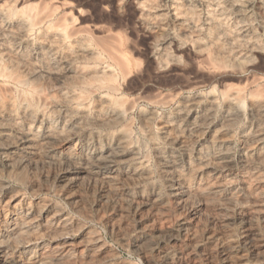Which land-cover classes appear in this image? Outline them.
I'll return each mask as SVG.
<instances>
[{"label": "rangeland", "instance_id": "rangeland-1", "mask_svg": "<svg viewBox=\"0 0 264 264\" xmlns=\"http://www.w3.org/2000/svg\"><path fill=\"white\" fill-rule=\"evenodd\" d=\"M8 1H9V3H8ZM175 1L176 2H172L171 0H163V1H159V2H158V0H154V1L153 0H151V1L150 0H141V1L140 0H18V1L17 0H0V15H1L0 16L1 17L0 18V24H1L0 25L1 26V28H0V51L3 52L4 49H5L6 52H8L10 50L9 54L12 53L11 55L14 58L15 57L16 58L20 57V58H17V61L19 63H17V64L15 63L14 66H12L11 62L10 61L7 62L5 60L6 59L5 56H3V59L4 58L5 59L0 61V69H1L0 72H2L0 74L5 73L6 72L5 69L7 68L6 70L8 71L11 67H12L11 69H13L14 73L16 72L17 74H19V73L20 74H25L26 73V71H25L26 69H25V67H23V64H22V63H24V61H26L25 64L26 63L29 64V65L32 64L34 67H36V65H37L38 68H43V67L47 66V64H49V65L56 64V66L59 64V66L61 67V68L58 67L59 70L60 69H62V70H68L69 69L70 71H73V70L74 71H79V69H80V70H84L85 72H89V73L92 71V75L93 76L90 77V78H92L90 81L92 82V84L93 83L94 84L90 86L89 90H99V91L95 92L88 99V102L89 103L91 102L90 106H92V104L95 103V100L97 99V97H96L97 94H99L100 92H105V90H110L111 92H113V95L115 97L116 96L119 97V95L122 94L125 99H123L121 95H120V97L123 100H125V103H124L123 100L120 99V97L119 98L116 97V99L121 100L123 102L122 103L123 106H127L126 104H130L131 100H133L135 102V107H133L132 110H129L127 113L124 114V118H123V120L121 122L122 125L125 124V126H127L129 128V130L131 129V131H133L132 135L130 134L131 131H129L130 132L129 133L130 136H129V140H128L129 142H128L127 146L124 149V152L125 151L127 152V153H124V156H123L124 158H126V160H121L120 159L119 162L115 161V163L111 167V169L114 168L113 171H111V173H110L111 169H108V168L107 169H99V170H96V172H95L97 176H94V177H93V175L92 176H85V174H83L84 175V177H83V175L80 174L77 177V179H76L73 176H74V174L76 173L77 170L76 169L73 170L71 166L70 167L66 166L67 168L64 166V165H68V164H64L65 163L64 162V160H65L64 156L65 155L63 153H64L65 144L60 142V140L54 139L52 141H49L48 144L47 143L43 144V146L41 147V149L39 151H37V153L34 152V153L30 154L31 157H35L36 160L39 159L40 161L38 160L36 162V167H34L32 170L29 167L27 168V166L23 167L21 169V172H22L21 173L22 174L21 178H19L16 175V172L15 173H12V172L10 173L9 172L10 168H8V167L6 168L5 165H2L0 163V186L1 187L3 186L2 188H0L1 189L0 190L1 191L0 192V198L2 197L0 199V201H2V205L0 204V210L3 211L5 209H7L8 205H9V202L7 201L8 200V195H10L11 193H15V195H16V197H15L16 201L15 202L20 200V202L23 201V202H27L29 204L37 205L35 207V209H37V208L43 209V210L45 209V211L48 212V213L51 211V209H60L62 212H64L69 217L71 223L74 226L73 231H71L69 233V238L72 239L73 242L76 241V243H77L78 241L84 240L82 238H85V236H84L85 232H89L91 234L97 235L98 238L101 240V242L104 244V246L106 248L105 254H103V255L107 257L108 260H106V261H107L108 264H111V262L114 263V264H169L168 262H170V264H237L238 261H239L238 263H240V264H264V219L258 217L256 219H253L254 221L253 220L252 221L242 220L243 219V213L245 211H254L253 209L255 208V205L253 204V200H252L253 198L250 197V195H246V194H249L248 191L251 192V190L254 189L253 191L255 193V197H257L259 200H264L263 199L264 198V192H263L264 191V186H263L264 185V175H262V174H264V162H262V163H260L258 165L259 166L258 170H257L259 172L258 173L257 171H251V170L247 169L246 166H243L241 163H239L238 161H235V159H234L233 162H235V163H230L228 165V167L226 168L225 172L222 173L220 176L216 177L215 179L204 177L201 174L198 175L199 169H197L196 173L190 171L189 172L190 177L191 178L194 177L193 178L194 180L191 179V181H190L191 182L190 186H191L192 195H190L189 202L190 201L191 202L190 203L188 202V204H186L182 209H178V206L174 203L173 197H172V195L170 193V189L176 183V181L170 176V174L167 175V173H165L163 171V166L161 165V163L157 159H155L156 157L154 156L155 154H154V151H153L154 150V146L152 145V142L154 143V141L156 143L155 145L157 146V149L162 150L163 152H164L165 149H166L165 150L166 153H168V151H169V152L174 153V155H177L178 153L180 154V152H181L180 149H179L180 147H178V145L176 146V143L171 142V141H167L165 139L164 140L166 142L164 140H161V138L163 136L162 135L160 137V135L163 134V132L161 131L162 130L161 129L162 121H164V119H166V118L170 119V117L172 119L173 115L175 114V112L178 109L182 111L183 108H185L187 106V103L190 102L189 100H193L195 98L194 96H202V99L206 98L207 95H209V93H208L209 91H211L217 97V102H216V106L214 107V109L212 111V114H211L212 116L210 118L211 120H210V126H209L208 130H210V133H213L215 131L214 128L216 127L215 125L218 124L217 126H220L222 123L223 124H228L227 128L225 129L227 136L230 135V137L228 138V142L229 143L231 142V143L228 146L230 149L229 148L228 149L230 151L229 152L230 155L233 156L232 154L234 153V156L236 157L237 156L236 153L238 154L240 148L243 145V140H242V137H241L242 134H245V133L248 134V133L252 132V130L255 128V125L257 126L258 120L255 117H252L249 114L248 107H246L247 103H246V101H243L239 105L240 112H241L240 117L238 116L236 121L227 123L226 118L224 117L225 116L224 112H221V111H224V108H223L224 104L222 102V96H220V95H222L224 92H226L227 91L226 89L233 90V89L236 88L235 90H239L237 87H239L238 85H240L241 88H243V89L240 88V90H242V91H240V90L239 91L241 93H243V96H245L246 99H248L249 96L252 95V93H253V95L254 94L256 95L257 94V90H258V93H260L259 95L264 96V93L261 94L262 91H264V87H263V82H264V78H263L264 77V65H263L264 64V59L263 58H264V54L259 55L260 58L259 57H255V59L253 60L255 62V66H256V67H254L255 69L254 68H249L248 69V68H245L244 66H242L245 63V61L243 59H241L239 61L226 60V61L222 62L224 64H227V67L224 64L222 65L221 62H219L220 65H219V63H217L219 65V67H217V65H215L216 62L212 63L214 61H212V59L209 58L210 55L206 56V55H208V53L206 54V52H207L206 50L204 52H201V51L197 52V51L194 50L193 47H190V44L187 45V44L184 43V41L188 37L187 33L184 30L185 29V24L187 22H192L193 21L196 24H198V26L200 25L199 27L201 29L203 28L202 32L204 34H206L205 36L206 37H211L214 34L213 32H214V29H215V25H214V23L212 24V22H208V20H207V24H206V20L204 18H207L209 16H213L216 12L208 11V10H206L204 8H201L200 6H198V4H196L197 3L196 1H198V0H190V2H189V3H191L190 5H193V6L195 5L194 7L193 6H189L188 7V9L191 11L190 13H192V14L190 15V13L188 12L189 10L187 9V12L184 11L182 13L183 15L182 14L179 15L177 11H179V13H181L184 9L186 10V8H184V3H183L184 1L183 0H175ZM178 1L180 2L179 4L177 3ZM181 1H183V2H181ZM221 1H222L223 5L220 3ZM247 1L255 3L252 6V11H251L252 15L250 14L248 16V19L250 18L251 20L247 19V21L249 23L246 21L247 22V26L249 25L248 27H250L251 29H255L256 28L254 36L259 40L258 42L261 41V43H264V34H263L264 33V23L261 22V21H264L263 20L264 19V17H263L264 13L262 14V9H260L261 12H259V8L257 7L258 0H247ZM149 2H151V3H149ZM170 2H171V5L173 3L172 8H171V5H170ZM216 2L219 3V5L221 4L224 7L225 2H229V1L228 0H226V1L225 0H217ZM243 2H245V1H242V3ZM181 3H183V5ZM6 4L8 6H10V7L8 8V6ZM151 4L153 6H151ZM147 5H149V7ZM161 5L163 7L162 9H161ZM164 5H165V7H164ZM4 6H5V8H4ZM177 6H178V8L176 9ZM14 7H17L18 9L20 8V10H19L20 12L18 11V9L16 10ZM156 7H157V9L155 10ZM173 7H175V9ZM10 8H12V9H10ZM147 8H149V9H147ZM151 8H153L154 10L151 9ZM22 9H24V10L22 11ZM202 9L205 10V11H203ZM43 10H45V11L43 12ZM180 10H182V11L180 12ZM7 11H9V12H7ZM13 11H14V13H12V15H13L12 16L11 12H13ZM157 11H159V12H157ZM164 11H166V12H164ZM196 11H199V12H196ZM207 11L209 13L211 12L213 14H211V13L209 14V13H207ZM17 12L20 14V16H19V14L15 15V13H17ZM22 12H24V13L22 14ZM25 12H27V14ZM29 12H30V14H29ZM31 12L34 13V14L31 15ZM193 12H196V13H193ZM253 12L256 13V14H254ZM257 12H258V14H257ZM162 13L164 14V16H163ZM168 13H170V14H168ZM175 13H176V15H175ZM187 13H189L188 16H190V17H188V16L185 17L187 15ZM28 14H29V16H27ZM158 14H159V16L162 15L161 17H163V18L159 17ZM194 14H196V18L197 19L195 18ZM207 14H208V16H207ZM9 15H10V17H9ZM33 15L36 18L32 17ZM48 15H49V18H48ZM50 15H52V17H50ZM177 15H179V16H177ZM258 15H259V18H258ZM40 16H42V17H40ZM148 16H150V18ZM205 16H207V17H205ZM252 16H254V17H252ZM27 17H31L30 20L32 22H34L35 24L32 23L30 20H28L29 18L26 19ZM261 17H262V19L260 21ZM41 18H42V20H41ZM55 18H56L57 21L55 20ZM71 18H72V21H68V19L71 20ZM3 19H5V20L3 21ZM155 19L157 21H160V23L155 22L156 21ZM229 19H230V21H229ZM257 19H258V21H256ZM226 20H228V22ZM10 21L11 22L13 21L14 23L13 22L10 23ZM202 21H204V22H202ZM46 22H47V24H46ZM50 22L51 23L54 22L52 25H55V26L51 27V23ZM69 22H70L71 25L67 24ZM224 22H225V26L227 28H230L231 26H232L231 28H233V26L235 25V20L232 17H230V18L227 17V19L225 18ZM21 23H23V24H21ZM37 23H42V25L41 24L37 25ZM64 23H65V25H64ZM262 23H263V25H262ZM8 24L10 25V27H8L9 26ZM58 24L60 26H57ZM97 24L100 25V26H98ZM178 24H179V26H178ZM209 24H210V26H209ZM253 24H255V25H253ZM13 26L15 28H16V26H18V27L15 30V28H13ZM62 27H64V28H62ZM181 27H182V29H181ZM65 28H70V30L67 29V31H66ZM73 28L76 30V31L74 30L76 33L73 32V30H72ZM154 28H155V30H154ZM1 29H2V32H1ZM27 29H31V30H27ZM60 29L65 30L67 32V34H66V32H63ZM6 30H10V31L8 32ZM156 30H159V31H156ZM59 31H60L59 34H61L63 38L60 37L61 35L56 33V32H59ZM17 33L23 34V35H18ZM70 33H71V35L69 36ZM77 33H79V35ZM24 34L25 35L27 34V35L25 36ZM50 34H51V36H50ZM72 34H74V36ZM75 34H76V36H75ZM155 34H157L155 36L156 38L153 37ZM172 34H174L176 36H174ZM210 34H211V36H209ZM8 35L11 36V37H9ZM53 35H55V36H53ZM58 35H59V37H58ZM63 35H65L66 37H64ZM81 35L83 37L85 35L86 38L81 37ZM178 35H179V38L181 37L180 39L178 38ZM257 35L259 37L260 36L261 37L258 38ZM43 36H44V39H40L41 37L43 38ZM184 36L186 38H184ZM49 37H51V38L48 39ZM79 37L81 38V40H80ZM30 38H32V39H30ZM221 38H224V40H225V37L221 36ZM1 39H2V41H1ZM6 39H7V42H6ZM55 39L58 40L59 42L57 41V43H55V45H54V42H56ZM61 39H63V40H61ZM86 39H88V40L85 41ZM120 39H122V41H120ZM176 39H177V41H176ZM10 40L12 42H14V40H15V42L12 44V42ZM29 40H31V42ZM48 40L49 41H54L55 40V41L52 44L51 42L48 43ZM167 40H171V41H167ZM224 40L223 39H219L218 43L222 44L221 41H223V43H224L225 42ZM3 41H5V42H3ZM24 41H25L26 45H25ZM61 41H63V42H61ZM80 41L82 43H80ZM131 41H132V43H131ZM35 42L36 43L39 42V45L36 44ZM68 42H69V44H68ZM120 42H121V46H120ZM157 42H160V44L157 43ZM179 42H181V43H179ZM5 43L8 44V46H10V47H8ZM22 43H24V45ZM28 43H29V45L31 44L32 46L31 45L29 46ZM46 43H48V45ZM85 43H87V45ZM165 43H168V44L170 43V44L167 45ZM2 44L6 45V46H4ZM115 44H116V46H115ZM179 44H180L181 47L179 46ZM11 45H14V47L11 46ZM80 45H81V47H80ZM174 45L177 47V49H176V47ZM18 46H20L22 48H20V47L18 48ZM46 46H48V48ZM62 46L66 47V48H64ZM72 46H73V48H72ZM7 47H8V50L6 49ZM15 47L18 50H16ZM29 47H31V50H30ZM53 47H54V49H53ZM78 47H79V49H78ZM83 47H84L85 50H83ZM100 47H101V49H100ZM25 48H27V50H28L27 53L28 54H26L24 52V51H26ZM50 48L53 49V52L49 51ZM67 48H68V51L66 50ZM117 48L120 50V52H119V50ZM168 48L170 49L171 53L168 52L169 51ZM69 49H70V51H69ZM76 49H78L79 55H77L78 51L75 52ZM163 49H166V50H163ZM38 50L39 51H43L44 53L45 52L47 53V50H48L50 52V54L48 52L47 55L49 54L50 56L48 55L49 56L48 57L44 53L41 54V52H39L40 53L39 54ZM86 50L87 51L89 50V52H87ZM94 50H95V52H94L95 55L92 52ZM162 50L164 52H161ZM176 50H178V51H176ZM31 51H33V52H31ZM113 51H115L116 53L113 52ZM23 52L25 54H23ZM70 52L74 53V54H70ZM80 52H82V53L80 54ZM91 52H92V56H91ZM112 52L115 53V54H113ZM21 53L23 54V56H21L22 55ZM125 53H127V55ZM163 53L165 54V56H163ZM172 53L175 56L179 55V57H177V61H178L177 63H175L176 60H174V61L172 60L171 61V59L168 58V57L172 56L171 55ZM32 54H34V55L36 54L35 55L36 57H34V56L32 57ZM43 54L45 55L44 57H47V58L39 56V55L43 56ZM54 54H55L56 58H54ZM88 54L90 56H88ZM99 54H101L100 55L101 57L104 56L103 58H105L106 60L105 59L102 60L103 58L100 59ZM68 55H69L70 58L71 57L74 58V59H71L72 63H71V61H69ZM115 55H117V57ZM119 55H120V57H119ZM74 56L75 57L77 56V57L75 58ZM81 56H82V58H81ZM107 56H109V58ZM122 56H124L126 59H124V57H122ZM159 56H161V57L163 56V60H166V61H163L162 58H160ZM21 57H22L23 60L21 59ZM28 57H30L32 60L29 59ZM65 57L66 58L68 57V58L66 59ZM97 57H99L98 58V59H100L99 61H98ZM16 58H15V60H16ZM121 58L124 61H122ZM178 58H180V59H178ZM46 59H47L48 63L45 61ZM65 59H66V61H65ZM195 59H197V60L195 61V64H194V60ZM52 60L55 63L52 62ZM57 60L58 61L60 60V61L57 62ZM110 60H112V61L114 60V61L111 62ZM126 60H129L130 63L128 61H126ZM157 60H159V62ZM191 60H192V62H191ZM41 61H42V63H41ZM49 61H51V62L49 63ZM74 61H75V64H74ZM118 61L121 62V63L118 64L119 63ZM134 61H136V62H134ZM261 61H263V63H258V62H261ZM30 62H32V63H30ZM36 62H37V64H36ZM44 62L47 63V64H45ZM103 62H104V64H105V62H106V64L107 63L108 64L107 65L105 64V66H104ZM114 62L117 63V65H119V66H116ZM1 63H2L3 66L1 65ZM89 63L90 64L94 63L95 65L94 64L90 65ZM122 63H123L124 66L122 65ZM158 63H159V65H158ZM163 63L164 64L166 63V65H164ZM191 63H193V64H191ZM197 63L202 64V66L199 65V64L197 66ZM64 64L66 65L65 67L63 66ZM87 64H88V66H87ZM212 64H214V65L211 66ZM32 65L30 66V68L31 67L33 68ZM74 65L76 67H74ZM109 65H111V66H109ZM112 65H113V68H112ZM120 65L122 66L121 67L122 70L119 69ZM106 66H109V67L106 68ZM126 66H128V68ZM152 66H154V67H152ZM199 66H201V67H199ZM203 66H205V67H203ZM210 66L212 67V69H211ZM27 67H28V65H27ZM123 67H125V68L123 69ZM213 67L214 68L216 67L217 69L216 68L213 69ZM73 68H75V69H73ZM104 68H105V70H103ZM109 68H110V71L108 70ZM139 68L141 70H139ZM218 68H220V69H218ZM226 68H227V70H225ZM118 69H119V71H118ZM128 69H130V70H128ZM134 69H136V70H134ZM239 69H240V71H239ZM241 69H243V70H241ZM137 70H138V72H137ZM142 70H144V72ZM187 70L188 71L190 70V71L188 72ZM234 70H237V71H234ZM21 71L22 72L24 71V73H22ZM29 71H31V69ZM95 71H96V73H95ZM105 71H106V73H105ZM121 71H122V73H121ZM183 71H185V72H183ZM100 72L104 73L105 75L100 73ZM107 72H108V74H107ZM204 72L208 73V74L205 75ZM123 73H125L126 75L123 74ZM115 74L117 76V83L113 82V81H115V80H113L114 77L116 78V76L113 77V75H115ZM90 75H91V73H90ZM208 75H210V76H208ZM125 76H126V78H125ZM174 76H175V79H174ZM257 76H259V78ZM260 76L262 77L261 80H260ZM0 77L2 79V80L0 79L1 84L4 85L5 84L4 81H5V82H7V84H5L4 86H7V85L10 84L13 87L12 88L9 85L7 87H9L11 90L9 88H8V90H6V87L3 88L1 86V84H0V86H1L0 88L2 89V90L0 89L1 90L0 94L2 92L5 93V91L6 92H8V91H13L14 92L15 89H16V86H17L18 90H21V89L22 90H26L27 89L26 91H28V93H29V91L31 92L33 90V88L35 90L36 89L40 90V86H41L40 93H38V94L30 93V95H29L31 99L33 98L32 99L33 102H37L35 104H38V103L40 104V102L43 100V98L45 99V98L53 95L54 93H55V95H53V96H58V94H60L61 90H67L66 88H68L70 90L72 88L71 80L60 83L59 81H57V79L55 77L52 78V79L51 78L49 79L44 74H41L36 79H34L32 81V83H34L35 85L34 84L32 85V83H30L31 86L29 84L28 85H19L17 83H16L17 84L16 85L15 83H13L11 81H8L7 78H5L3 76H0ZM256 77H257V80H256ZM111 78H113V79H111ZM252 78H254V80H256V82ZM53 79L54 80L56 79L55 83H54ZM103 79H106L107 81L103 80ZM108 79H109V81H108ZM166 79H168V80H166ZM204 79H206V81ZM101 80H103L105 82V84H104L103 81L101 83H99ZM128 81H130V82H128ZM218 81H219V83H218ZM250 81H252V83ZM123 82L124 83L126 82V83L123 84ZM248 82H250L249 84H251V85L248 86L246 84ZM47 83H49V84H47ZM50 83H52L53 85L50 84ZM234 83L236 84L237 87L234 85ZM13 84H14V86H13ZM96 84H98L101 89ZM219 84H220V87H219ZM221 84H223L224 87ZM231 84H233V86H231ZM244 84L247 85V86L245 85L246 86L245 88L243 86ZM113 85L116 86L117 89L114 87V89H116V90L113 89ZM255 85H256V87H255ZM105 86H108V87L105 88ZM110 86H111V89L114 90V91H112L109 88ZM229 86L234 87V88H230ZM92 87H94V88L92 89ZM102 87H104V88H102ZM222 87L225 90L222 89ZM254 87L256 89L258 87V89L255 90V89H253ZM259 87H262L263 89L259 88ZM210 88H211V90H210ZM248 89H250L252 91V93ZM18 90L16 89V91L14 93L17 94V92H21L22 91V90L21 91H18ZM118 90L121 93L120 92H116ZM223 90H224V92L220 93ZM254 90L256 91V93H255ZM58 91H59V93H58ZM143 91H145V92H143ZM169 91H170V93H169ZM160 92H161V94H159ZM164 92L165 93L167 92V93L165 94ZM39 94H40V96H39ZM41 94L45 95V96H46V94H50V95H47L46 97L43 96L41 98V96H42ZM152 94H154V95H152ZM168 94H170V95L168 96ZM2 95H4V94H1L0 96H2ZM36 95L38 97H40V98H38ZM137 95H139V96H137ZM148 95H149V97H148ZM164 95H166V96H164ZM144 96H145V99H144ZM152 96H155V97H152ZM156 96H158V97L156 98ZM34 97H36L35 100H34ZM146 97H147V99H146ZM166 97H168L169 99H172V102H171V100L169 101V99L166 98ZM138 98H140V99H138ZM161 98L164 99L163 102H161L162 101ZM165 98H166V100H165ZM128 99H129V101H127ZM196 100H198V99H196ZM196 100H194V101H196ZM61 101H60L61 104L58 101V106L55 105L54 108L50 109L49 111H46L48 114L45 113L44 115H41L38 112L35 113V111L32 112L30 115L26 114L29 118L30 117L32 118V119L31 118L29 119L31 121L29 123L26 122V119L24 118L22 113H20L19 111H14L13 110L12 112L9 113L5 109L0 114V121H4L5 120L4 121L5 122V127L10 129V131H11V133L13 135L12 137L16 138V137L19 136V133H18L19 131L18 130H23V128L27 129V127H29L30 130H32L34 128L35 131H37V129L39 128L38 131H41L42 130V126L45 123H48V122H50L51 126H54L56 128V126L59 124L58 123L59 120L62 119L65 114H71L72 113V115L75 116L74 119H73L74 121L71 120L72 124L74 123V126H73L74 128L72 127V129L70 130L71 133H73V135H72L73 138L71 139V141L68 140V142L66 140V142L68 144H71L73 149L75 150L74 157H75V159L77 161H81L83 159V156L79 154V151H77L76 146L73 144L75 142L76 138L80 139V138L85 136V138L89 139L88 141H90V144H92V142H95L96 140H99L100 143H101L100 144L101 148L103 147V144H105V140L106 139L109 138L112 141L115 139V132L113 131L114 130L113 129L114 126L109 128L108 125H103V126L100 125L101 126L100 127V126H95L93 124H89V123H93L92 120H94L93 119L94 118V114H93L92 109H90L87 113H85V112H83L81 110H79V111L75 110V105H74L75 103L69 102V101H65L63 99ZM149 101H151V102H149ZM157 101H159V104L157 103ZM167 101L169 103H167ZM160 102H161V104H160ZM179 103H180V105H179ZM181 103L182 104L184 103V105H182ZM195 104H196V106H194V107L196 108V111L197 112H201L202 108H204V106H205V101H203V100L201 101V99H200V102H196ZM181 106H184V107H181ZM56 107H57V109H56ZM176 108H178V109H176ZM54 109H56V111ZM60 109H61V111H60ZM64 109H66V110H64ZM52 110H53V112H52ZM69 110H71V112H69ZM149 110H151V111H149ZM148 113L150 115V121H149L148 124H149V127L151 128V132H152L151 138H150V135H148L146 133H143L144 132L143 130H141V131H143V132H141L140 129H138V128L142 127L141 117L144 116V114H148ZM56 115H57V117H56ZM242 115H243V117H242ZM130 116H131V118H128ZM165 116H167V117H165ZM21 117H22V120H21ZM33 117H34V119H33ZM53 117H55V118H53ZM88 117H90V118H88ZM222 117H224V120H223ZM3 118H5V119L3 120ZM57 118H58V121L56 120ZM6 119H7L8 122L6 121ZM127 119L130 120V123H128ZM243 119H244V121H243ZM39 120L42 121V122H40ZM76 120H77V122H76ZM221 120H222V122H221ZM55 121H57V122H55ZM155 121H156L157 124L155 123ZM224 121H226V122H224ZM39 122L42 123V124L38 125L37 123H39ZM85 125H87V126H85ZM95 128H97V129H95ZM159 128L161 130H159ZM164 128L165 127H163L164 131L168 130L167 134H169V135L178 136L180 139H187L186 134H185L186 133V129H184L185 128L184 124H182L179 127V129H181L180 131L182 133L179 131V129L177 130L178 131L177 132V131H173V128L171 129L170 127H168V129L167 128L164 129ZM249 128L251 130H249ZM216 129H218V127ZM12 130H13V132H12ZM169 131H171L173 133H171ZM37 133L39 134V132H37ZM136 133H137V135H136ZM228 133H230V134L228 135ZM96 134H97V136H95ZM179 134H180V136H179ZM231 134H233V135H231ZM91 136H92V138H91ZM135 136L136 137L138 136V137L135 138ZM96 137H98V138H96ZM147 138H149V139H147ZM131 140H132V143L130 142ZM72 141H74V142H72ZM58 142H59V144H58ZM135 142H136V144H135ZM129 143H131L130 146H134L136 148V150H137V154L134 155V156H131L132 154L130 153ZM143 143H145L147 146L145 144H143ZM241 143H242V145H241ZM46 145H47V147H45ZM144 145L146 146V148H144L145 147ZM49 146H50V148H49ZM156 146H155V148H156ZM233 147L236 148V149H234ZM46 149H49V150L46 151ZM172 150H174V151H172ZM175 151L177 152V154H176ZM147 152H148V156H147ZM210 152H211V150H210ZM210 152L208 151V154H206L207 157H210L209 156ZM87 153L88 154H93V147L92 146L89 147V150H88ZM138 153H139V156H138ZM143 153H146V154H143ZM128 154H131V155H129L130 157L128 156ZM143 155H146L147 159H144L145 156L143 157ZM48 156H50V157L54 156V157L60 158L61 160L58 159L59 160L58 162H56V161L51 162V161H48L49 160ZM41 157H43L44 159L41 158ZM46 157L48 158V160H47ZM42 159H43V162H46L45 163L46 165L43 162H41ZM141 160H145L144 162H146L145 163V167H143V168L139 167V163L138 162H140ZM39 162H40V164H39ZM48 163L50 165H52L53 167H51ZM58 163H60V164H58ZM197 164H198V161H194V159H192V165H191L190 168H197L198 167ZM38 166H41V167L39 168ZM44 166H45V168H44ZM194 166H196V167H194ZM64 167H65L66 170L64 169ZM36 168H38L39 170L36 169ZM135 168H136L137 172H133V169H135ZM260 168L261 169L263 168L262 169V174H261ZM27 170H29V171H27ZM107 170H109V171H107ZM114 170H116V171H114ZM73 171H75V173H73ZM121 171L123 173H125V174L123 175V173ZM181 171L182 172L185 171L187 173V171H189V169H187V167H185V166H181ZM31 172H32V174H31ZM145 172H146V174H144ZM247 172L250 173V174H248ZM120 173H122V175ZM148 173H150V175ZM226 173H227L228 176L226 175ZM232 173H233V175H229V174H232ZM63 174H64V176H63ZM111 174H113V175H111ZM242 174H243V176H242ZM250 175H252V176L248 179V177ZM255 175L257 176V178H255L256 177ZM68 176L69 177L71 176V177L75 178L74 183H71V185L73 187L70 186V185L63 184V182H62V181H64V179L66 177L68 178ZM117 176H119V177H117ZM126 176H127V178H126ZM147 176H149V177H147ZM246 176H247V178H246ZM108 177H110L111 179L108 178ZM121 177H122V179H120ZM258 177H260V178L258 179ZM93 178H94V180H93ZM99 178H101V179H99ZM198 178L201 179L200 182H199L200 179H198ZM123 179H124V181H123ZM112 180H114V181H112ZM138 180H139V182H138ZM219 180H221V182H219ZM224 180H227V181H224ZM81 182H82V184H81ZM122 182H123V184H121ZM247 182H249V183H247ZM6 183H8V184H6ZM192 183H194V184H192ZM257 183H258V185H257ZM242 184H244V185H242ZM113 185L114 186L117 185V186L113 187ZM167 186H168V188H167ZM169 186H171V188ZM220 186L222 188H220ZM76 187H77L78 190L76 189ZM108 188L110 190H112V192L114 193V195L117 198V200H116V198L114 196H111L110 194L106 195L107 193H105V195H104L105 190L108 189ZM245 189L246 190L248 189V191H246ZM226 190H227V192H226ZM259 190H261V191H259ZM67 191H70L72 193L73 197L75 196L74 200L70 201V200H68L66 198V192ZM78 191H79V193H77ZM5 192H8V193H5ZM197 192H198V194H197ZM120 193L123 195V197H121V198L117 197L118 195H120ZM234 194L239 199L242 200V202H241L242 204L239 201H237L235 203V202H232L230 200V198H232L230 196H232ZM77 195H79V196L77 197ZM105 196L107 197V200H106ZM197 196L200 198L199 200L197 199L198 198ZM134 197L138 198V199H134ZM219 197L220 198H224V199L220 200ZM151 198H152V200H150ZM171 198H172V200H171ZM205 198H207V199H205ZM226 198H227V200H226ZM201 199H203V200H201ZM119 201H121L122 204H121V202L119 204ZM138 201H140V202H138ZM227 201H230V202H227ZM20 202H18V203H20ZM115 202H116V204H115ZM135 202H136V204H135ZM142 202L144 203V205H143ZM193 202H195L196 204L202 203V205H201L202 208H201V213H200L201 215L200 216L198 215V221H197L196 225L192 222V219H191L193 216H195V208H197V207H194V206H196V204L193 203ZM125 203H126V205H125ZM229 203H231L233 205L230 204V206H228ZM154 204H156V205H154ZM223 204H226V205L228 204V205L226 206V205H223ZM234 204L237 205V206H235ZM145 205L148 206V207H146ZM157 205H159V206H157ZM215 205H218V206H215ZM52 206L53 207L55 206V207L53 208ZM127 206H128V208H127ZM162 206H164V207L166 206V207L164 208ZM220 206H222V208ZM223 206H226V207H223ZM2 207H3V209H1ZM112 207H113V210H112ZM229 207H230L231 210L228 209ZM153 208H154V210H153ZM158 208H160V209H158ZM120 209H121V211H120ZM247 209H249V210H247ZM178 210H179V212H177ZM210 210H211V212H210L211 214L208 213ZM217 210H219V211H217ZM221 210H223V211L221 212ZM2 211H0V212H2ZM213 211H215V212H213ZM240 211H242V213ZM143 212L146 213V214H144ZM160 212L162 213V215H161ZM180 212L181 213L183 212V213L181 214ZM220 212H221V214L222 213L223 214L226 213V214H224V215L222 214L223 215L222 216L221 214H219ZM157 214H158V216H154V215H157ZM202 216H203V219L201 218ZM220 216H222V217H220ZM1 217L2 216H1V213H0V220H1ZM150 217L152 218V220H151ZM156 217H158V218H156ZM160 217H162V218H160ZM145 218H147V219H145ZM156 219H158V220H156ZM260 219H262V220H260ZM142 220H143V222H142ZM220 220H221V222H223L222 225L218 224V221H220ZM110 221H112V223ZM158 221H159V223H158ZM180 221H182L183 223L180 222ZM212 222H213V224H212ZM39 223H40V225H39V227L37 229V232H40V230L45 228V225H43L41 221ZM154 224H155V226H154ZM158 224H160L159 226L161 228L158 226ZM180 225L182 226V229L180 228L181 227ZM191 225H192V228H191ZM157 228H159V229H157ZM211 228H212V230H211ZM192 229H194V230L191 232ZM161 232H162V234H161ZM190 232H191V235H190ZM250 232H251V236H249ZM43 235H42V241H43V243H44V245H45V247L47 249H50V247L57 245V243H56L57 241L54 240L53 238H51L49 235L47 236L46 233H44ZM148 236H150V237H148ZM153 236H154V238H153ZM139 237H140V239H141V241L143 243V246L146 247V249L148 250L147 251V255H146L145 258H143V256H141V254L139 252H137L136 250H134V248H133V243H135V241L137 239H139ZM161 237H162V239H161ZM18 239H19L18 237H17V239L16 238L13 239L14 240V243H12L13 247L14 246L16 248L18 247L17 246L18 245V241H19ZM53 242H54L55 245L53 244ZM177 244H179V246ZM13 247L11 246V244L8 241L7 245H5L2 248L5 251L13 252L12 249H11ZM177 247L178 248L181 247V248L178 249ZM204 250H205V252H204ZM82 251L84 253L82 252L81 253L82 255L79 254L78 256L80 258H82V259H85V258L88 259L89 256L87 255V252H85L86 249L83 250V248H82ZM105 262H103V261L99 262L98 260H95V264H105ZM173 262H175V263H173ZM70 264H75V262H71Z\"/></svg>", "mask_w": 264, "mask_h": 264}, {"label": "bare ground", "instance_id": "bare-ground-1", "mask_svg": "<svg viewBox=\"0 0 264 264\" xmlns=\"http://www.w3.org/2000/svg\"><path fill=\"white\" fill-rule=\"evenodd\" d=\"M18 1V0H17ZM141 1V0H140ZM151 1V0H150ZM154 1V0H153ZM159 1H163V0H158V2ZM172 2H176L175 0H171ZM184 1V2H183ZM183 1H181V2H183L184 3V8H186V10L184 9L183 11L182 10H180V12L181 13H179V11H177L178 12V14L180 15V14H182L184 11H186L187 12V9H188V7L189 6H193V5H190L191 3H189L190 2V0H183ZM217 0H198V1H196L197 3L196 4H198V6H200L201 8H204V9H206V10H208V11H214V12H216L213 16H209V17H207L208 16V14H207V16H205V17H207V18H204L205 20H206V24H207V20H208V22H212V24L214 23V25H215V29H214V34L211 36V34L209 35V36H211V37H206L205 35L206 34H204L203 32H202V29L198 26V24H196L195 22H187L186 24H185V32L187 33V38L184 36V38H186V40L184 41V43L185 44H187V45H189L190 44V47H193L194 48V50L195 51H201V52H204L205 50L207 51L206 52V54L208 53V55H206V56H209L210 55V59H212V61H214V62H212V63H215L216 62V64L215 65H217V67H219V65H220V63L219 62H224V61H226V60H233V61H239V60H241V59H243L244 61H245V63H244V65H242V66H244L245 68H254V67H256L255 66V62L253 61L254 59H255V57H259V55H261V54H264V43H261V41L260 42H258L259 40L254 36V34H255V30H256V28L255 29H251L250 27H248L247 26V19H248V16L251 14V11H252V6L255 4V3H253V2H248L247 0H228L229 2H225V5H224V7L222 6L223 4H222V1L220 2L221 4V6L219 5V3H217L216 2ZM226 1V0H225ZM242 1H245V2H243L242 3ZM4 2V1H3ZM168 2V1H167ZM194 2V1H193ZM7 3V2H6ZM8 3H9V1H8ZM66 3V2H65ZM149 3H151V2H149ZM154 3V2H153ZM152 3V4H153ZM161 3V2H160ZM163 3V2H162ZM178 4L180 3L179 1L177 2ZM183 3H181L182 5H183ZM3 4V3H2ZM148 4V3H147ZM151 4V6H153ZM165 4V3H164ZM7 5V4H6ZM5 5V6H6ZM66 5V4H65ZM139 5V4H138ZM146 5V4H145ZM159 5V4H158ZM170 5H171V2H170ZM169 5V6H170ZM172 5H173V3H172ZM172 5H171V8H172ZM175 5V4H174ZM239 5V6H238ZM5 6H4V8H5ZM8 6V5H7ZM13 6V5H12ZM24 6V5H23ZM148 7H149V5H147ZM195 6V5H194ZM193 6V7H194ZM10 6H8V8H9ZM159 7V6H158ZM164 7H165V5H164ZM183 7V6H182ZM256 7V6H255ZM257 7L259 8V12H261L260 11V9H262V14L264 13V0H258V5H257ZM16 10L18 9L17 7H14ZM22 8V7H21ZM24 8V7H23ZM163 7H162V5H161V9H162ZM174 9H175V7H173ZM178 8V6L176 7V9ZM10 9H12V8H10ZM147 9H149V8H147ZM151 9H153V8H151ZM157 9V7L155 8V10ZM173 9V10H174ZM182 9V8H181ZM197 9V8H196ZM14 10V9H13ZM20 10V8L18 9V11ZM24 9H22V11H23ZM27 10V9H26ZM25 10V11H26ZM56 10V9H55ZM154 10V9H153ZM179 10V9H178ZM189 10V9H188ZM203 10V9H202ZM15 11V10H14ZM14 11L13 12H11V15H12V13H14ZM45 10H43V12H44ZM203 11H205V10H203ZM207 11V13H209ZM255 11V10H254ZM7 12H9V11H7ZM20 12V11H19ZM35 12V11H34ZM41 12V11H40ZM49 12V11H48ZM152 12V11H151ZM157 12H159V11H157ZM163 12V11H162ZM164 12H166V11H164ZM189 13L191 12L190 10L188 11ZM196 12H199V11H196ZM196 12H193V13H196ZM256 12V11H255ZM24 12H22V14H23ZM26 14H27V12H25ZM156 13V12H155ZM189 13H187V15L185 16V17H187L188 16V14ZM211 13V12H210ZM209 13V14H210ZM254 13V12H253ZM10 14V13H9ZM18 15L19 13L17 12V13H15V15ZM29 14H30V12H29ZM29 14L27 15V16H29ZM32 14H34V13H32L31 12V15ZM38 14V13H37ZM48 14V13H47ZM46 14V15H47ZM53 14V13H52ZM61 14V13H60ZM163 14V13H162ZM168 14H170V13H168ZM192 13H190V15H191ZM199 14V13H198ZM201 14V13H200ZM205 14V13H204ZM211 14H213V13H211ZM254 14H256V13H254ZM257 14H258V12H257ZM30 15V16H31ZM148 15V14H147ZM175 15H176V13H175ZM179 15H177V16H179ZM183 15V14H182ZM195 15V18H196V14H194ZM206 15V14H205ZM230 15V16H229ZM252 15V14H251ZM1 16V15H0ZM13 16V15H12ZM19 16H20V14H19ZM22 16V15H21ZM26 16V15H25ZM24 16V17H25ZM151 16V15H150ZM150 16H148L149 18H150ZM154 16V15H153ZM152 16V17H153ZM158 16H159V14H158ZM162 16V15H161ZM161 16H159V17H161ZM163 16H164V14H163ZM256 16V15H255ZM3 17V16H2ZM9 17H10V15H9ZM32 17H34V15L32 16ZM40 17H42V16H40ZM39 17V18H40ZM50 17H52V15H50ZM147 17V16H146ZM151 17V18H152ZM155 17V16H154ZM157 17V16H156ZM176 17V16H175ZM183 17V16H182ZM188 17H190V16H188ZM198 17V16H197ZM227 17H232V18H234V20H235V25L233 26V28H227L226 26H225V22H224V19L226 18L227 19ZM252 17H254V16H252ZM264 17V16H263ZM1 18V17H0ZM4 18V17H3ZM29 18V19H28ZM30 18L31 17H27L26 19H28V20H30ZM34 18H36V17H34ZM47 18V17H46ZM45 18V19H46ZM48 18H49V15H48ZM161 18H163V17H161ZM174 18V17H173ZM258 18H259V15H258ZM12 19V18H11ZM70 19V18H69ZM68 19V21H72V18H71V20H69ZM153 19V18H152ZM175 19V18H174ZM188 19V18H187ZM190 19V18H189ZM197 19V18H196ZM203 19V18H202ZM250 19V18H249ZM248 19V20H249ZM261 19H262V17L260 18V21H261ZM5 19H3V21H4ZM22 20V19H21ZM34 20V19H33ZM41 20H42V18H41ZM40 20V21H41ZM55 20H56V18H55ZM149 20V19H148ZM151 20V19H150ZM154 20V19H153ZM156 20V19H155ZM161 20V19H160ZM195 20V19H194ZM204 20V21H205ZM251 20V19H250ZM264 20V19H263ZM2 21V22H3ZM31 21V20H30ZM39 21V22H40ZM44 21V20H43ZM57 21V20H56ZM146 21V20H145ZM189 21V20H188ZM200 21V20H199ZM204 21H202V22H204ZM227 22H228V20H226ZM229 21H230V19H229ZM247 21V22H246ZM254 21V20H253ZM256 21H258V19L256 20ZM13 22V21H12ZM11 21H10V23H12ZM18 22V21H17ZM23 22V21H22ZM32 22V21H31ZM151 22V21H150ZM155 22H157V23H160V21H155ZM177 22V21H176ZM182 22V21H181ZM180 22V23H181ZM252 22V21H251ZM261 22H263L264 23V21H261ZM14 23V22H13ZM19 23V22H18ZM25 23V22H24ZM32 23H34V22H32ZM49 23V22H48ZM51 23V22H50ZM54 23V22H53ZM53 23H51V27H54L55 25H52ZM149 23V22H148ZM156 23V24H157ZM198 23V22H197ZM249 23V22H248ZM263 23H262V25H263ZM7 24V23H6ZM5 24V25H6ZM21 24H23V23H21ZM35 24V23H34ZM38 24H41L42 25V23H37V25ZM46 24H47V22H46ZM67 24H70V22L69 23H67ZM233 24V23H232ZM1 25V24H0ZM9 25V24H8ZM14 25V24H13ZM17 25V24H16ZM64 25H65V23H64ZM71 25V24H70ZM69 25V26H70ZM75 25V24H74ZM98 25V24H97ZM154 25V24H153ZM205 25V24H204ZM253 25H255V24H253ZM258 25V24H257ZM21 26V25H20ZM23 26V25H22ZM33 26V25H32ZM36 26V25H35ZM57 26H60L59 24L57 25ZM56 26V27H57ZM68 26V27H69ZM98 26H100V25H98ZM137 26V25H136ZM144 26V25H143ZM178 26H179V24H178ZM203 26V25H202ZM208 26V25H207ZM209 26H210V24H209ZM251 26V25H250ZM8 27H10V25L8 26ZM18 26H16V28H17ZM29 27V26H28ZM117 27V26H116ZM258 27V26H257ZM263 27V26H262ZM0 28H1V26H0ZM3 28V27H2ZM13 28H15L14 26H13ZM16 28H15V30H16ZM58 28V27H57ZM60 28V27H59ZM62 28H64V27H62ZM96 28V27H95ZM119 28V27H118ZM159 28V27H158ZM179 28V27H178ZM210 28V27H209ZM9 29V28H8ZM11 29V28H10ZM19 29V28H18ZM67 29L68 30H70V28H65V30L67 31ZM173 29V28H172ZM177 29V28H176ZM175 29V30H176ZM181 29H182V27H181ZM13 30V29H12ZM27 30H31V29H27ZM45 30V29H44ZM54 30V29H53ZM60 30H62V29H60ZM65 30H62L63 32H66ZM73 30V32L74 33H76L75 31V29L73 28L72 29ZM75 30V31H74ZM78 30V29H77ZM96 30V29H95ZM101 30V29H100ZM138 30V29H137ZM154 30H155V28H154ZM208 30V29H207ZM5 31V30H4ZM6 31H10V30H6ZM43 31V30H42ZM97 31V30H96ZM156 31H159V30H156ZM155 31V32H156ZM260 31V30H259ZM258 31V32H259ZM262 31V30H261ZM1 32H2V29H1ZM174 32V31H173ZM184 32V31H183ZM7 33V32H6ZM12 33V32H11ZM15 33V32H14ZM32 33V32H31ZM56 33H60V31L59 32H56ZM69 33V32H68ZM72 33V32H71ZM71 33L69 34V36L71 35ZM81 33V32H80ZM146 33V32H145ZM185 33V34H186ZM2 34V33H1ZM18 35H23V34H19V33H17ZM16 34V35H17ZM65 34V33H64ZM66 34H67V32H66ZM78 35H79V33H77ZM89 34V33H88ZM203 34V35H202ZM209 34V33H208ZM264 34V33H263ZM25 35V34H24ZM27 35V34H26ZM25 35V36H26ZM56 35V34H55ZM55 35H53V36H55ZM59 35H61V34H59ZM59 35H58V37H59ZM73 36H74V34H72ZM118 35V34H117ZM143 35V34H142ZM146 35V34H145ZM157 34H155L153 37H155ZM159 35V34H158ZM167 35V34H166ZM172 35H174V34H172ZM9 36V35H8ZM7 36V37H8ZM15 36V35H14ZM50 36H51V34H50ZM64 37H66L65 35H63ZM75 36H76V34H75ZM119 36V35H118ZM165 36V35H164ZM174 36H176V35H174ZM221 36H223V37H225V40H224V38H221ZM9 37H11V36H9ZM8 37V38H9ZM23 37V36H22ZM21 37V38H22ZM57 37V38H58ZM60 37H62V35L60 36ZM81 37H83L82 35H81ZM92 37V36H91ZM125 37V36H124ZM150 37V36H149ZM257 37L258 38H260L258 35H257ZM6 38V37H5ZM15 38V37H14ZM19 38V37H18ZM51 37H49L48 39H50ZM63 38V37H62ZM68 38V37H67ZM80 38V37H79ZM78 38V39H79ZM83 38H86L85 37V35H84V37ZM82 38V39H83ZM121 38V37H120ZM156 38V37H155ZM163 38V37H162ZM175 38V37H174ZM178 38H179V35H178ZM177 38V39H178ZM181 38V37H180ZM179 38V39H180ZM263 38V37H262ZM17 39V38H16ZM30 39H32V38H30ZM40 39H44V36H43V38L41 37ZM70 39V38H69ZM68 39V40H69ZM89 39V38H88ZM88 39H86L85 41H87ZM95 39V38H94ZM177 39H176V41H177ZM219 39H223L225 42L223 43V41H221L222 42V44H219L218 42V40ZM39 40V39H38ZM53 40V39H52ZM56 40V39H55ZM54 40V41H55ZM61 40H63V39H61ZM66 40V39H65ZM64 40V41H65ZM72 40V39H71ZM80 40H81V38H80ZM129 40V39H128ZM159 40V39H158ZM164 40V39H163ZM203 42H202V41ZM1 41H2V39H1ZM11 41V40H10ZM19 41V40H18ZM30 42H31V40H29ZM54 41H49L48 40V43H52L53 44V42ZM57 41L58 40H56V42H54V45H55V43H57ZM73 41V40H72ZM76 41V40H75ZM96 41V40H95ZM94 41V42H95ZM120 41H122V39H120ZM155 41V40H154ZM167 41H171V40H167ZM181 41V40H180ZM263 41V40H262ZM3 42H5V41H3ZM6 42H7V39H6ZM12 42V41H11ZM14 42H15V40H14ZM14 42H12V44L14 43ZM21 42V41H20ZM23 42V41H22ZM45 42V41H44ZM59 42V41H58ZM61 42H63V41H61ZM74 42V41H73ZM93 42V41H92ZM126 42V41H125ZM220 42V43H221ZM24 43H25V41H24ZM24 43H22L23 45H24ZM36 43V42H35ZM34 43V44H35ZM41 43V42H40ZM48 43H46L47 45H48ZM71 43V42H70ZM77 43V42H76ZM80 43H82L81 41H80ZM131 43H132V41H131ZM156 43V42H155ZM157 43H159L160 44V42H157ZM162 43V42H161ZM178 43V42H177ZM179 43H181V42H179ZM6 44V43H5ZM11 44V43H10ZM36 44H38L39 45V42L38 43H36ZM65 44V43H64ZM68 44H69V42H68ZM72 44V43H71ZM86 45H87V43H85ZM95 44V43H94ZM126 44V43H125ZM165 44H167V45H169L168 43H165ZM224 44V45H223ZM2 45H4V44H2ZM7 46H8V44H6ZM6 45H4V46H6ZM25 45H26V43H25ZM28 45H29V43H28ZM27 45V46H28ZM31 45V44H30ZM29 45V46H30ZM41 45V44H40ZM77 45V44H76ZM127 45V44H126ZM184 45V44H183ZM11 46H13L14 47V45H11ZM26 46V47H27ZM32 46V45H31ZM34 46V45H33ZM36 46V45H35ZM51 46V45H50ZM53 46V45H52ZM79 46V45H78ZM97 46V45H96ZM115 46H116V44H115ZM120 46H121V42H120ZM131 46V45H130ZM129 46V47H130ZM135 46V45H134ZM145 46V45H144ZM163 46V45H162ZM165 46V45H164ZM175 46V45H174ZM173 46V47H174ZM179 46H180V44H179ZM3 47V46H2ZM8 47H10V46H8ZM8 47L6 48L7 50H8ZM20 46H18V48H19ZM47 48H48V46H46ZM62 47H64V46H62ZM75 47V46H74ZM80 47H81V45H80ZM85 47V46H84ZM84 47H83V50H85L84 49ZM128 47V46H127ZM156 47V46H155ZM167 47V46H166ZM169 47V46H168ZM176 47V46H175ZM181 47V46H180ZM189 47V48H190ZM20 48H22V47H20ZM30 48V50H31V47H29ZM64 48H66V47H64ZM72 48H73V46H72ZM71 48V49H72ZM77 48V47H76ZM115 48V47H114ZM165 48V47H164ZM170 48V47H169ZM168 48V49H169ZM212 48V49H211ZM12 49V48H11ZM15 49H16V47H15ZM26 49V51H24L26 54H28L27 52H28V50H27V48H25ZM42 49V48H41ZM53 49H54V47H53ZM53 49H49V51H52L53 52ZM59 49V48H58ZM57 49V50H58ZM78 49H79V47H78ZM78 49H76V51L75 52H77L78 51ZM87 49V48H86ZM100 49H101V47H100ZM113 49V48H112ZM118 49V48H117ZM133 49V48H132ZM176 49H177V47H176ZM13 50V49H12ZM16 50H18V49H16ZM29 50V51H30ZM33 50V49H32ZM37 50V49H36ZM35 50V51H36ZM43 50V49H42ZM56 50V49H55ZM61 50V49H60ZM67 51H68V48L66 49ZM107 50V49H106ZM119 50V49H118ZM147 50V49H146ZM163 50H166V49H163ZM161 51V52H164V51ZM189 50V49H188ZM187 50V51H188ZM10 51V50H9ZM6 52V50L4 49V51L2 52V51H0V61H2V60H4L5 58V60L8 62V61H10L11 62V64H12V66H14V64L16 63H19L18 61H17V58H20V57H15L16 58V60H15V58L11 55V54H9L10 52ZM34 51V52H35ZM48 50H47V53L49 52ZM69 51H70V49H69ZM74 51V50H73ZM82 51V50H81ZM87 51V50H86ZM112 51V50H111ZM117 51V50H116ZM176 51H178V50H176ZM175 51V52H176ZM5 52V53H4ZM19 52V51H18ZM21 52V51H20ZM23 52V54H25ZM31 52H33V51H31ZM30 52V53H31ZM39 52H41V54L42 53H44L43 51H39L38 50V53ZM51 52V53H52ZM87 52H89V50L87 51ZM93 52V54H94V52H95V50L94 51H92ZM92 52H91V56H92ZM100 52V51H99ZM106 52V51H105ZM113 52H115V51H113ZM112 52V53H113ZM118 52V51H117ZM119 52H120V50H119ZM124 52V51H123ZM133 52V51H132ZM167 52V51H166ZM168 52H170V49H169V51ZM185 52V51H184ZM47 53L45 52L44 54H46L47 55ZM64 53V52H63ZM66 53V52H65ZM82 52H80V54H81ZM98 53V52H97ZM102 53V52H101ZM116 53V52H115ZM115 53H113V54H115ZM171 53V52H170ZM182 53V52H181ZM193 53V52H192ZM16 54V53H15ZM14 54V55H15ZM22 54V53H21ZM23 54L21 55V56H23ZM40 54V53H39ZM43 54V56H41V55H39L40 57H44L45 55ZM49 54H50V52H49ZM48 54V55H49ZM69 54V53H68ZM70 54H74V53H71L70 52ZM119 54V53H118ZM126 55H127V53H125ZM148 54V53H147ZM19 55V54H18ZM36 55V54H35ZM34 54H32V57L34 56V57H36ZM38 55V54H37ZM47 55V56H48ZM77 55H79V51H78V54ZM84 55V54H83ZM95 55V54H94ZM98 55V54H97ZM101 54H99V56H100ZM107 55V54H106ZM110 55V54H109ZM135 55V54H134ZM172 56H170V57H168L169 59H171V61L173 60H176L175 61V63H177L178 61H177V57H179V55H177V56H175L173 53L171 54ZM194 55V54H193ZM3 56H5V58L3 59ZM17 56V55H16ZM20 56V55H19ZM50 56V55H49ZM48 56V57H49ZM57 56V55H56ZM72 56V55H71ZM88 56H90L89 54H88ZM116 57H117V55H115ZM163 56H165V54L163 53ZM163 56L161 57V56H159L160 58H162V60H163ZM189 56V55H188ZM263 56V55H262ZM53 57V56H52ZM68 57H69V55H68ZM67 57V58H68ZM75 57V56H74ZM77 57V56H76ZM75 57V58H76ZM104 57V56H103ZM103 57H101L100 56V59H102ZM108 58H109V56H107ZM113 57V56H112ZM119 57H120V55H119ZM122 57H124V56H122ZM29 59H31L30 57H28ZM38 58V57H37ZM44 58H47V57H44ZM54 58H56L55 57V54H54ZM66 58V57H65ZM66 58V59H67ZM81 58H82V56H81ZM87 58V57H86ZM91 58V57H90ZM99 57H97V59H98ZM167 58V57H166ZM196 58V57H195ZM198 58V57H197ZM260 58V57H259ZM262 58V57H261ZM21 59H22V57H21ZM39 59V58H38ZM43 59V58H42ZM66 59H65V61H66ZM69 59V61H71V59H74V58H68ZM79 59V58H78ZM77 59V60H78ZM96 59V60H97ZM100 59H98V61L100 60ZM105 58H103L102 60H104ZM112 59V58H111ZM122 59V58H121ZM124 59H126L125 57H124ZM159 59V58H158ZM178 59H180V58H178ZM188 59V58H187ZM264 59V58H263ZM23 60V59H22ZM21 60V61H22ZM32 60V59H31ZM30 60V61H31ZM34 60V59H33ZM41 60V59H40ZM62 60V59H61ZM106 60V59H105ZM160 60V59H159ZM159 60H157L158 62H159ZM197 59H195L194 60V64H195V61H196ZM260 60V59H259ZM20 61V62H21ZM29 61V60H28ZM27 61V62H28ZM37 61V60H36ZM39 61V60H38ZM44 61V60H43ZM47 63H48V61H47V59L45 60ZM60 61V60H59ZM58 60H57V62H59ZM68 61V60H67ZM111 62H113L112 60H110ZM121 61V60H120ZM122 61H124L123 59H122ZM126 61H128L129 62V60H126ZM161 61V60H160ZM163 61H166V60H163ZM170 61V60H169ZM9 62V63H10ZM25 62L26 61H24V63H22L23 64V67H25V71H26V73L25 74H17L16 72V74L14 73V71H13V69H9L8 71L5 69V73H3V74H0V76H3V77H5V78H7V80L8 81H11V82H13V83H17V84H19V85H30V83H32V81L34 80V79H36L38 76H40L41 74H44L47 78H56L57 79V81H59L60 83L61 82H66V81H69V80H71V83H72V88L69 90L68 88H66L67 90H61V92H60V94H58L59 93V91H58V96H53V95H55V93L53 94V95H51V96H49V97H47V98H43V100L40 102V104L38 103V104H35V103H37V102H33V98L31 99L30 98V93H33V94H38V93H40V90H41V86H40V90H35L33 87V90L30 92L29 91V93H28V91H26V90H18V88H17V84L15 85L16 86V89L18 90V91H21V92H17V94L16 93H14L15 91H16V89H15V91L13 92V91H8V92H6L5 91V93H1V94H4V95H2V96H0V114H1V112H3V110L5 109V110H7L9 113L10 112H12L13 110L14 111H19L20 113H22V115L24 116V118L26 119V122H31L29 119L31 118H29L26 114H28V115H30L32 112H34L35 111V113L36 112H38V113H40L41 115H44L45 113H47L46 111H49L50 109H52V108H54L55 107V105H57L58 106V101L60 102L62 99L63 100H65V101H69V102H73V103H75L74 105H75V110H81V111H83V112H85V113H87L90 109H92V111H93V114H94V120H92L93 121V123H89V124H93V125H95V126H100V125H108L109 126V128L110 127H112V126H114L113 127V131L115 132V139L112 141V140H110L109 138V140L108 139H106L105 140V144H103V147L101 148V146H100V141L99 140H96L95 142H92V144H90V141H88L89 139H87V138H85V136L84 137H82V138H80V139H75V142L74 141H72V142H74L73 144L76 146V148H77V151H79V154L80 155H82L83 156V159L81 160V161H77L76 159H75V157H74V152H75V150L73 149V147H72V145L71 144H68L67 142H68V140H70L71 141V139L73 138V133H71V129H72V127L74 126V123L72 124V121L71 120H73L74 119V117L75 116H73L72 115V113L71 114H65L64 116H63V118L62 119H60L59 120V124L56 126V128L54 127V126H51V124H50V122H48V123H45L43 126H42V130L41 131H38L39 130V128L37 129V131H35L34 130V128L32 129V130H30V128L29 127H27V129L25 128H23V130H18L19 132V136L18 137H16V138H14V137H12L13 135H12V133H11V131H10V129H8V128H6L5 127V118H3V120L4 121H0V163L2 164V165H5L6 166V168L8 167V168H10L8 171L11 173H15L16 172V175L19 177V178H21V176H22V172H21V169L23 168V167H25V166H27V168L29 167L31 170L34 168V167H36V162L39 160V159H35V157H31V155L30 154H32V153H37V151H39L40 149H41V147L43 146V144H45V143H47L48 144V142L49 141H52V140H54V139H57V140H60V142H62L63 144H65V146H64V159L66 160H64V164H68V165H64L65 167L66 166H71L72 167V169L74 170V169H76L77 171H76V173H75V171H73V173H75L74 174V176L73 177H75L76 179H77V177L80 175V174H85V176H92L93 175V177L94 176H97L96 175V170H99V169H111V167L113 166V164L115 163V161H118L119 162V160L121 159V160H126V158H124L123 156H124V153H127L126 151L124 152V149H125V147L127 146V144H128V140H129V131H131V129L129 130V128L127 127V126H125V124L124 125H122V120H123V118H124V114L125 113H127L129 110H132L133 109V107H135V102L133 101V100H131V103L130 104H126L127 106H123V102L121 101V100H123V99H125L124 98V96L122 95V94H120L121 96H122V98L120 97V95H119V97H120V99L121 100H118V99H116V97L113 95V92H111L110 90H105V92H100L99 94H97V99L95 100V103L94 104H92V106H90V103L88 102V99L90 98V96L91 95H93L95 92H98L99 90H89L90 89V86L91 85H93L92 84V82L90 81L92 78H90L91 76H93L92 75V71L90 72L91 73V75H90V73L89 72H85L84 70H80L79 69V71H70L68 68V70H62V69H60L59 70V68L58 67H60L59 66V64L56 66V64H51V65H49V64H47V63H45V64H47V66H45V67H43V68H38L37 67V65H36V67H34L32 64V66H33V68L31 67L30 68V66L31 65H29V64H27L28 65V67H27V65L25 64ZM51 61H49V63H50ZM52 62H54L53 60H52ZM56 62V63H57ZM79 62V61H78ZM119 62V61H118ZM134 62H136V61H134ZM147 62V61H146ZM145 62V63H146ZM188 62V61H187ZM191 62H192V60H191ZM210 62V63H211ZM30 63H32V62H30ZM41 63H42V61H41ZM43 63V64H44ZM55 63V62H54ZM63 63V62H62ZM71 63H72V61H71ZM115 63V62H114ZM121 62H119L118 64H120ZM130 63V62H129ZM128 63V64H129ZM162 63V62H161ZM160 63V64H161ZM167 63V62H166ZM166 63L164 64V65H166ZM217 63H219V65L217 64ZM258 63H263V61H261V62H258ZM8 64V63H7ZM6 64V65H7ZM36 64H37V62H36ZM44 64V65H45ZM61 64V63H60ZM74 64H75V61H74ZM85 64V63H84ZM90 64V63H89ZM94 64V63H93ZM93 64H90V65H93ZM103 64H104V62H103ZM105 64H106V62H105ZM105 64H104V66H105ZM108 64V63H107ZM106 64V65H107ZM110 64V63H109ZM126 64V63H125ZM135 64V63H134ZM139 64V63H138ZM174 64V63H173ZM191 64H193V63H191ZM198 64L199 65H201L202 66V64H200V63H197V66H198ZM209 64V63H208ZM224 63H222V65H223ZM1 65H2V63H1ZM40 65V64H39ZM81 65V64H80ZM86 65V64H85ZM84 65V66H85ZM95 65V64H94ZM114 65V64H113ZM113 65H112V68H113ZM115 65L116 66H119V65H117V63H115ZM114 65V66H115ZM122 65H123V63H122ZM158 65H159V63H158ZM170 65V64H169ZM214 64H212L211 66H213ZM226 67H227V64H224ZM232 65V64H231ZM262 65V64H261ZM264 65V64H263ZM3 66V65H2ZM1 66V67H2ZM43 66V65H42ZM64 67L66 66L65 64L63 65ZM87 66H88V64H87ZM109 66H111V65H109ZM109 66H106V68L107 67H109ZM115 66V67H116ZM124 66V65H123ZM137 66V65H136ZM140 66V65H139ZM188 66V65H187ZM192 66V65H191ZM201 66H199V67H201ZM210 66V67H211ZM10 67V66H9ZM40 67V66H39ZM74 67H76L75 65H74ZM86 67V66H85ZM121 65H120V68L119 69H121ZM127 68H128V66H126ZM145 67V66H144ZM152 67H154V66H152ZM158 67V66H157ZM170 67V66H169ZM176 67V66H175ZM195 67V66H194ZM203 67H205V66H203ZM222 67V66H221ZM230 67V66H229ZM22 68V67H21ZM61 68V67H60ZM111 68V67H110ZM110 68L108 69L109 71H110ZM125 67H123V69H124ZM163 68V67H162ZM184 68V67H183ZM191 68V67H190ZM208 68V67H207ZM216 68V67H215ZM214 67H213V69H215ZM224 68V67H223ZM222 68V69H223ZM231 68V67H230ZM31 69V71H29ZM66 69V68H65ZM73 69H75V68H73ZM119 69H118V71H119ZM168 69V68H167ZM211 69H212V67H211ZM217 69V68H216ZM218 69H220V68H218ZM247 69V70H248ZM255 69V68H254ZM1 70V69H0ZM97 70V69H96ZM99 70V69H98ZM102 70V69H101ZM103 70H105V68L103 69ZM117 70V69H116ZM122 70V69H121ZM128 70H130V69H128ZM127 70V71H128ZM134 70H136V69H134ZM139 70H141L140 68H139ZM176 70V69H175ZM183 70V69H182ZM204 70V69H203ZM225 70H227V68L225 69ZM241 70H243V69H241ZM16 71V70H15ZM100 71V70H99ZM107 71V70H106ZM106 71H105V73H106ZM113 71V70H112ZM125 71V70H124ZM126 71V72H127ZM143 72H144V70H142ZM160 71V70H159ZM163 71V70H162ZM180 71V70H179ZM188 71V70H187ZM190 71V70H189ZM188 71V72H189ZM193 71V70H192ZM229 71V70H228ZM234 71H237V70H234ZM239 71H240V69H239ZM4 72V71H3ZM22 72V71H21ZM98 72V71H97ZM125 72V73H126ZM130 72V71H129ZM137 72H138V70H137ZM183 72H185V71H183ZM212 72V71H211ZM0 73H2V72H0ZM22 73H24V71L22 72ZM95 73H96V71H95ZM100 73H102V72H100ZM119 73V72H118ZM121 73H122V71H121ZM125 73H123V74H125ZM131 73V72H130ZM163 73V72H162ZM161 73V74H162ZM205 73V72H204ZM102 74H104V73H102ZM107 74H108V72H107ZM169 74V73H168ZM206 74H208V73H205V75ZM98 75V74H97ZM105 75V74H104ZM111 75V74H110ZM120 75V74H119ZM126 75V74H125ZM129 75V74H128ZM154 75V74H153ZM157 75V74H156ZM159 75V74H158ZM172 75V74H171ZM178 75V74H177ZM248 75V74H247ZM114 76H116V74L115 75H113V77ZM162 76V75H161ZM169 76V75H168ZM176 76V75H175ZM175 76H174V79H175ZM198 76V75H197ZM200 76V75H199ZM208 76H210V75H208ZM252 76V75H251ZM45 77V78H46ZM151 77V76H150ZM171 77V76H170ZM178 77V76H177ZM182 77V76H181ZM205 77V76H204ZM258 78H259V76H257ZM257 77H256V80H257ZM125 78H126V76H125ZM159 78V77H158ZM164 78V77H163ZM172 78V77H171ZM183 78V77H182ZM181 78V79H182ZM187 78V77H186ZM192 78V77H191ZM195 78V77H194ZM238 78V77H237ZM255 78V77H254ZM254 78H252L253 80H254ZM261 76H260V80H261ZM264 78V77H263ZM0 79H1V77H0ZM55 79V80H56ZM102 79V78H101ZM111 79H113V78H111ZM178 79V78H177ZM2 80V79H1ZM42 80V79H41ZM54 80V79H53ZM55 80H54V83H55ZM94 80V79H93ZM99 80V79H98ZM103 80H106V79H103ZM103 80H101L99 83H101ZM113 80H115V81H113ZM112 81L115 83H117V76H116V78L114 77V79H113ZM124 80V79H123ZM130 80V79H129ZM166 80H168V79H166ZM195 80V79H194ZM205 81H206V79H204ZM252 80V81H253ZM256 80H254L255 82H256ZM96 81V80H95ZM94 81V82H95ZM107 81V80H106ZM108 81H109V79H108ZM111 81V82H112ZM131 81V80H130ZM130 81H128V82H130ZM134 81V80H133ZM208 81V80H207ZM220 81V80H219ZM219 81H218V83H219ZM241 81V80H240ZM252 81H250L251 83H252ZM46 82V81H45ZM97 82V81H96ZM104 82V81H103ZM110 82V83H111ZM132 82V81H131ZM157 82V81H156ZM162 82V81H161ZM165 82V81H164ZM179 82V81H178ZM242 82V81H241ZM240 82V83H241ZM250 82H248V83H246L248 86L249 85H251V84H249ZM3 83V82H2ZM4 83L5 84H7V82H5L4 81ZM10 83V82H9ZM44 83V82H43ZM126 83V82H125ZM124 82H123V84H125ZM174 83V82H173ZM231 83V82H230ZM0 84H1V82H0ZM4 84V85H5ZM34 83H32V85H33ZM46 84V83H45ZM47 84H49V83H47ZM50 84H52V83H50ZM58 84V83H57ZM104 84H105V82H104ZM161 84V83H160ZM159 84V85H160ZM166 84V83H165ZM169 84V83H168ZM184 84V83H183ZM228 84V83H227ZM226 84V85H227ZM246 84H244L243 86H244V88L247 86ZM261 84V83H260ZM259 84V85H260ZM3 84H1V86L4 88V87H6V90H8V88L9 87H7V86H9V85H7V86H4ZM35 85V84H34ZM38 85V84H37ZM40 85V84H39ZM44 85V84H43ZM42 85V86H43ZM53 85V84H52ZM96 85H98V84H96ZM127 85V84H126ZM222 86H223V84H221ZM234 85L236 86V84L234 83ZM246 85V86H245ZM262 85V84H261ZM260 85V86H261ZM0 86V87H1ZM11 86V85H10ZM13 86H14V84H13ZM31 86V85H30ZM99 86V85H98ZM97 86V87H98ZM112 86V85H111ZM111 86L109 87L110 89H111ZM183 86V85H182ZM187 86V85H186ZM215 86V85H214ZM231 86H233V84H231ZM231 86H229L230 88H234V87H231ZM239 87H237L239 90H240V88H241V86L240 85H238ZM12 87V86H11ZM29 87V86H28ZM35 87V86H34ZM39 87V86H38ZM108 86H105V88H107ZM114 87L116 88V86H114L113 85V89H114ZM129 87V86H128ZM135 87V86H134ZM219 87H220V84H219ZM224 87V86H223ZM222 87V89H224ZM255 87H256V85H255ZM253 88V89H255V90H257L258 89V87H257V89L256 88ZM263 87H264V82H263ZM13 88V87H12ZM30 88V87H29ZM28 88V89H29ZM45 88V87H44ZM43 88V89H44ZM94 87H92V89H93ZM99 88H100V86H99ZM102 88H104V87H102ZM133 88V87H132ZM226 88V87H225ZM229 88V89H230ZM259 88H262V87H259ZM1 89V88H0ZM10 89V88H9ZM42 89V90H43ZM48 89V88H47ZM58 89V88H57ZM98 89V88H97ZM101 89V88H100ZM117 89V88H116ZM116 89H114V90H116ZM127 89V88H126ZM186 89V88H185ZM236 89V88H235ZM235 89H233V90H228V89H226L227 91L226 92H224V90L223 91H221L220 93H222V92H224L222 95H220V96H222V102H223V104H224V111H221V112H224V117L226 118V121H227V123L228 122H233V121H236V119L238 118V116L240 117V115H241V112H240V107H239V105L243 102V101H246V103H247V106L246 107H248V110H249V114L252 116V117H255L257 120H258V123H257V126L255 125V128L252 130V132H250V133H245V134H242V140H243V145H242V143H241V145H242V147L240 148V150H239V152H238V154L236 153V157L234 156V153L232 154L233 156H231L230 155V151H229V144L231 143H229L228 142V138L230 137V133L232 132H230V133H228V135L229 136H227V134H226V128H227V126H228V124H221L220 126H217V125H215L216 127L214 128L215 129V131L213 132V133H210V130H208V128H209V126H210V118H211V114H212V111H213V109H214V107L216 106V102H217V97L211 92V91H209L208 93H209V95H207V97L206 98H203L202 99V96H194L195 98L193 99V100H189L190 102H188L187 103V106L185 107V108H183V110L181 111V110H179L178 108H176V109H178L176 112H175V114L173 115V118L171 119V117H170V119L168 118H166V119H164V121H162V125H161V129L159 128V130H161L162 132H163V134H161L160 135V137L162 136V138H161V140H167V141H171V142H174V143H176V146L178 145V147H180L179 149H180V154L178 155L177 154V152H176V154L177 155H174V153H172V152H169L168 150V153H166L165 152V150H164V152L162 151V150H159V149H157V146L155 145L156 143H155V141H154V143L152 142V145L154 146V156L156 157H154L155 159H157L160 163H161V165L163 166V171L165 172V173H167V175L168 174H170V176L176 181V183L172 186V188H171V186H169L171 189H170V193H171V195H172V197H173V201H174V203L178 206V209H182L186 204H188V202H189V198H190V195H192V192H191V186H190V184H191V179H193L194 177H190V175H189V172L190 171H192V172H195L196 173V171H197V169H199V173H198V175L199 174H201L202 176H204V177H208V178H211V179H215L216 177H218V176H220L222 173H224L225 172V170H226V168L228 167V165L230 164V163H235V162H233L234 161V159H235V161H238L239 163H241L243 166H246L247 167V169H249V170H251V171H257L258 170V165L260 164V163H262V162H264V96H261V95H259L260 93H258V90H257V94L255 95H253V93H252V89L250 90V89H248V90H250V92L252 93V95H250L249 96V98L248 99H246L245 98V96H243V93H241L240 91H242V90H235ZM241 89H243V88H241ZM263 89V88H262ZM2 90V89H1ZM1 90H0V92H1ZM11 90V89H10ZM13 90V89H12ZM46 90V89H45ZM112 90V89H111ZM114 90H112V91H114ZM130 90V89H129ZM210 90H211V88H210ZM246 90V89H245ZM254 90V91H255ZM53 91V90H52ZM55 91V90H54ZM177 91V90H176ZM253 91V92H254ZM262 91V90H261ZM43 92V91H42ZM41 92V93H42ZM48 92V91H47ZM56 92V91H55ZM116 92H120L119 90L118 91H116ZM143 92H145V91H143ZM44 93V92H43ZM46 93V92H45ZM52 93V92H51ZM50 93V94H51ZM115 93V92H114ZM121 93V92H120ZM158 93V92H157ZM156 93V94H157ZM165 93V92H164ZM167 93V92H166ZM165 93V94H166ZM169 93H170V91H169ZM247 93V92H246ZM255 93H256V91H255ZM264 93V91H262V93L261 94H263ZM0 94V95H1ZM32 94V95H33ZM50 94H46V96L47 95H50ZM56 94V95H57ZM116 94V93H115ZM141 94V93H140ZM148 94V93H147ZM159 94H161V92L159 93ZM173 94V93H172ZM249 94V93H248ZM42 95V94H41ZM142 95V94H141ZM144 95V94H143ZM150 95V94H149ZM149 95H148V97H149ZM152 95H154V94H152ZM170 94H168V96H169ZM37 96V95H36ZM39 96H40V94H39ZM43 96H45V95H42L41 96V98L43 97ZM45 96V97H46ZM137 96H139V95H137ZM136 96V97H137ZM164 96H166V95H164ZM176 96V95H175ZM206 96V95H205ZM248 96V95H247ZM32 97V96H31ZM38 97V96H37ZM94 97V96H93ZM119 97H117V98H119ZM152 97H155V96H152ZM158 96H156V98H157ZM163 97V96H162ZM201 97V98H200ZM38 98H40V97H38ZM95 98V97H94ZM131 98V97H130ZM141 98V97H140ZM140 98H138V99H140ZM166 98H168V97H166ZM166 98H165V100H166ZM172 98V97H171ZM36 99V97H34V100ZM135 99V98H134ZM144 99H145V96H144ZM146 99H147V97H146ZM162 99V98H161ZM169 99V98H168ZM167 99V100H168ZM196 99H198V100H196ZM200 99H201V101L203 100V101H205V106H204V108H202V110H201V112H197L196 111V108L194 107V106H196V102H200ZM137 100V99H136ZM135 100V101H136ZM158 100V99H157ZM163 100L164 99H162V101L161 102H163ZM171 100V102H172V99H169V101ZM194 100H196V101H194ZM91 101V100H90ZM121 101V102H120ZM124 101V103H125V100H123ZM127 101H129V99L127 100ZM155 101V100H154ZM62 102V101H61ZM61 102H60V104H61ZM121 104H120V103ZM149 102H151V101H149ZM161 102H160V104H161ZM183 102V101H182ZM185 102V101H184ZM63 103V102H62ZM66 103V102H65ZM128 103V102H127ZM157 103L159 104V101H157ZM167 103H169L168 101H167ZM166 104V103H165ZM182 104V103H181ZM244 104V103H243ZM242 104V105H243ZM67 105V104H66ZM164 105V104H163ZM179 105H180V103H179ZM182 105H184V103L182 104ZM245 106V105H244ZM91 107V108H90ZM177 107V106H176ZM181 107H184V106H181ZM219 107V106H218ZM59 108V107H58ZM158 108V107H157ZM180 108V107H179ZM222 108V109H223ZM56 109H57V107H56ZM56 109H54L55 111H56ZM64 110H66V109H64ZM175 110V109H174ZM59 111V110H58ZM60 111H61V109H60ZM59 111V112H60ZM63 111V110H62ZM91 111V112H92ZM149 111H151V110H149ZM173 111V110H172ZM244 111V110H243ZM51 112V111H50ZM52 112H53V110H52ZM69 112H71V110H69ZM68 112V113H69ZM143 112V111H142ZM157 112V111H156ZM82 113V112H81ZM48 114V113H47ZM53 114V113H52ZM84 114V113H83ZM82 114V115H83ZM7 115V114H6ZM12 115V114H11ZM60 115V114H59ZM39 116V115H38ZM219 116V115H218ZM56 117H57V115H56ZM155 117V116H154ZM165 117H167V116H165ZM224 117H222L223 118V120H224ZM242 117H243V115H242ZM241 117V118H242ZM41 118V117H40ZM53 118H55V117H53ZM88 118H90V117H88ZM128 118H131V116L130 117H128ZM152 118V117H151ZM156 118V117H155ZM163 118V117H162ZM19 119V118H18ZM32 119V118H31ZM33 119H34V117H33ZM51 119V118H50ZM21 120H22V117H21ZM47 120V119H46ZM52 120V119H51ZM55 120V119H54ZM57 121H58V118L56 119ZM78 120V119H77ZM77 120H76V122H77ZM128 120V119H127ZM126 120V121H127ZM140 120V119H139ZM141 120H142V129L141 128H138V129H140V131L141 130H143V131H141V132H143V133H146V134H148V135H150V138H151V136H152V132H151V128L149 127V121H150V115H149V113L148 114H144V116H142L141 117ZM140 120V121H141ZM153 120V119H152ZM163 120V119H162ZM214 120V119H213ZM252 120V119H251ZM6 121H7V119H6ZM40 121V120H39ZM48 121V120H47ZM53 121V120H52ZM57 121H55V122H57ZM74 121V120H73ZM88 121V120H87ZM91 121V120H90ZM226 121H224V122H226ZM243 121H244V119H243ZM8 122V121H7ZM12 122V121H11ZM14 122V121H13ZM16 122V121H15ZM38 122V121H37ZM40 122H42V121H40ZM37 123L38 125H41L42 123ZM125 122V121H124ZM221 122H222V120H221ZM83 123V122H82ZM126 123V122H125ZM128 123H130V120H128ZM155 123H156V121H155ZM218 123V122H217ZM236 123V122H235ZM14 124V123H13ZM33 124V123H32ZM36 124V123H35ZM85 124V123H84ZM127 124V123H126ZM157 124V123H156ZM155 124V125H156ZM182 124H184V126H185V128L184 129H186V137H187V139H180L178 136H172V135H169V134H167L168 132V130L167 131H164L163 130V127H165L164 129H168V127H170L171 129L173 128V131H177L178 129H179V127L182 125ZM240 124V123H239ZM10 125V124H9ZM18 125V124H17ZM53 125V124H52ZM56 125V124H55ZM79 125V124H78ZM159 125V124H158ZM251 125V124H250ZM33 126V125H32ZM36 126V125H35ZM85 126H87V125H85ZM94 126V127H95ZM130 126V125H129ZM138 126V125H137ZM157 126V125H156ZM41 127V126H40ZM101 127V126H100ZM158 127V126H157ZM218 127V129H216ZM233 127V126H232ZM247 127V126H246ZM22 128V127H21ZM74 128V127H73ZM212 128V127H211ZM210 128V129H211ZM243 128V127H242ZM252 128V127H251ZM18 129V128H17ZM95 129H97V128H95ZM100 129V128H99ZM183 129V130H184ZM248 129V128H247ZM86 130V129H85ZM84 130V131H85ZM90 130V129H89ZM110 130V129H109ZM112 130V129H111ZM181 129H179V131H180ZM182 130V131H183ZM249 130H251L250 128H249ZM75 131V130H74ZM73 131V132H74ZM92 131V130H91ZM139 131V132H140ZM230 131V130H229ZM228 131V132H229ZM242 131V130H241ZM12 132H13V130H12ZM15 132V131H14ZM17 132V131H16ZM37 132H39V134L37 133ZM86 132V131H85ZM88 132V131H87ZM99 132V131H98ZM132 132L133 131H131V135H132ZM138 132V133H139ZM169 132H171V131H169ZM178 132V131H177ZM181 132V131H180ZM91 133V132H90ZM171 133H173V132H171ZM182 133V132H181ZM95 134V133H94ZM99 134V133H98ZM107 134V133H106ZM175 134V133H174ZM237 134V133H236ZM240 134V133H239ZM238 134V135H239ZM17 135V134H16ZM80 135V134H79ZM84 135V134H83ZM103 135V134H102ZM135 135V134H134ZM136 135H137V133H136ZM143 135V134H142ZM168 135V136H167ZM231 135H233V134H231ZM87 136V135H86ZM95 136H97V134L95 135ZM156 136V135H155ZM179 136H180V134H179ZM81 137V136H80ZM101 137V136H100ZM134 137V136H133ZM138 137V136H137ZM136 136H135V138H137ZM145 137V136H144ZM149 137V136H148ZM185 137V138H186ZM91 138H92V136H91ZM96 138H98V137H96ZM182 138V137H181ZM184 138V137H183ZM239 138V137H238ZM147 139H149V138H147ZM66 140H67V142H66ZM139 140V139H138ZM164 140V141H165ZM185 140V141H184ZM230 140V139H229ZM135 141V140H134ZM150 141V140H149ZM148 141V142H149ZM131 143H132V140L130 141ZM144 142V141H143ZM166 142V141H165ZM131 143H129V146H130V144ZM147 143V142H146ZM151 143V142H150ZM54 144V143H53ZM58 144H59V142H58ZM135 144H136V142H135ZM143 144H145V143H143ZM237 144V143H236ZM55 145V144H54ZM146 145V144H145ZM144 145V146H145ZM151 145V146H152ZM158 145V144H157ZM173 145V144H172ZM239 145V144H238ZM237 145V146H238ZM53 146V145H52ZM51 146V147H52ZM56 146V145H55ZM90 146H92L93 147V154H88L87 152H88V150H89V147ZM147 146V145H146ZM146 146L144 147V148H146ZM155 146H156V148H155ZM236 146V147H237ZM240 146V145H239ZM45 147H47V145L45 146ZM63 147V146H62ZM232 147V146H231ZM49 148H50V146H49ZM53 148V147H52ZM143 148V149H144ZM164 148V147H163ZM229 148V149H228ZM234 148V147H233ZM232 148V149H233ZM239 148V147H238ZM43 149V148H42ZM59 149V148H58ZM152 149V148H151ZM234 149H236V148H234ZM47 150H49V149H46V151ZM142 150V149H141ZM140 150V151H141ZM171 150V149H170ZM210 150H211V152H210ZM58 151V150H57ZM146 151V150H145ZM172 151H174V150H172ZM208 151L210 152V157H207L206 156V154H208ZM49 152V151H48ZM53 152V151H52ZM92 152V151H91ZM39 153V152H38ZM47 153V152H46ZM56 153V152H55ZM130 153L132 154H128V156L129 155H131V156H134V155H136L137 154V150H136V148L134 147V146H130ZM142 153V152H141ZM143 154H146V153H143ZM37 156V155H36ZM43 156V155H42ZM51 156V155H50ZM50 156H48V158H49V160H48V158H47V160L48 161H51V162H54V161H56V162H58L59 160H61L60 158H57V157H50ZM58 156V155H57ZM138 156H139V153H138ZM145 156V157H144ZM147 156H148V152H147ZM146 155H143V157H144V159H147L146 157H147ZM130 157V156H129ZM41 158H43V157H41ZM134 158V157H133ZM142 158V157H141ZM44 159V158H43ZM43 159L41 160V162H43ZM59 159V160H58ZM139 159V158H138ZM137 159V160H138ZM192 159H194V161H198V167L197 168H190L191 167V165H192ZM135 160V159H134ZM149 160V159H148ZM40 161V160H39ZM145 160H141L140 162H138L139 163V167L140 168H143V167H145V163L146 162H144ZM63 162V161H62ZM137 162V161H136ZM135 162V163H136ZM151 162V161H150ZM158 162V163H159ZM44 164L46 163V162H43ZM122 163V162H121ZM148 163V162H147ZM156 163V162H155ZM197 163V162H196ZM39 164H40V162H39ZM43 164V165H44ZM49 164V163H48ZM47 164V165H48ZM55 164V163H54ZM53 164V165H54ZM58 164H60V163H58ZM63 164V163H62ZM137 164V163H136ZM46 165V164H45ZM50 165V164H49ZM48 165V166H49ZM117 165V164H116ZM127 165V164H126ZM125 165V166H126ZM131 165V164H130ZM129 165V166H130ZM16 166V167H15ZM51 167H53L52 165H50ZM119 166V165H118ZM181 166H185V167H187V169H189V171H187V173L184 171V172H182L181 171ZM262 166V165H261ZM39 168L41 167V166H38ZM43 167V166H42ZM56 167V166H55ZM65 167H64V169H65ZM194 167H196V166H194ZM44 168H45V166H44ZM67 168V167H66ZM160 168V167H159ZM241 168V167H240ZM36 169H38V168H36ZM59 169V168H58ZM63 169V168H62ZM71 169V168H70ZM69 169V170H70ZM114 169V168H113ZM113 169H111L110 170V173H111V171H113ZM263 169V168H262ZM262 169L260 168V170H261V174H262ZM39 170V169H38ZM60 170V169H59ZM66 170V169H65ZM228 170V169H227ZM259 170V171H260ZM27 171H29V170H27ZM44 171V170H43ZM51 171V170H50ZM107 171H109V170H107ZM114 171H116V170H114ZM128 171V170H127ZM139 171V170H138ZM229 171V170H228ZM239 171V170H238ZM245 171V170H244ZM33 172V171H32ZM32 172H31V174H32ZM52 172V171H51ZM101 172V171H100ZM122 172V171H121ZM133 172H137V170H136V168L135 169H133ZM243 172V171H242ZM241 172V173H242ZM258 172V171H257ZM115 173V172H114ZM123 173V172H122ZM122 173H120L121 175H122ZM129 173V172H128ZM248 173V172H247ZM259 173V172H258ZM27 174V173H26ZM29 174V173H28ZM40 174V173H39ZM43 174V173H42ZM109 174V173H108ZM125 173H123V175H124ZM127 174V173H126ZM131 174V173H130ZM141 174V173H140ZM144 174H146V172L144 173ZM149 175H150V173H148ZM160 174V173H159ZM248 174H250V173H248ZM111 175H113V174H111ZM116 175V174H115ZM119 175V174H118ZM226 175H227V173H226ZM229 175H233V173L232 174H229ZM254 175V174H253ZM262 175H264V174H262ZM261 175V176H262ZM34 176V175H33ZM63 176H64V174H63ZM67 176V175H66ZM104 176V175H103ZM108 176V175H107ZM106 176V177H107ZM134 176V175H133ZM166 176V175H165ZM228 176V175H227ZM226 176V177H227ZM235 176V175H234ZM242 176H243V174H242ZM252 175H250L249 177H248V179L251 177ZM256 176V175H255ZM73 177H69L68 176V178L66 177L65 179H64V181H62L63 182V184H66V185H70V186H72L71 185V183H74V181H75V178H73ZM83 177H84V175H83ZM116 177V176H115ZM117 177H119V176H117ZM139 177V176H138ZM137 177V178H138ZM146 177V176H145ZM144 177V178H145ZM147 177H149V176H147ZM198 177V176H197ZM241 177V176H240ZM31 178V177H30ZM81 178V177H80ZM102 178V177H101ZM101 178H99V179H101ZM108 178H110V177H108ZM125 178V177H124ZM126 178H127V176H126ZM133 178V177H132ZM246 178H247V176H246ZM255 178H257V176L255 177ZM260 177H258V179H259ZM96 179V178H95ZM111 179V178H110ZM120 179H122V177L120 178ZM131 179V178H130ZM134 179V178H133ZM141 179V178H140ZM198 179H200V178H198ZM197 179V180H198ZM221 179V178H220ZM84 180V179H83ZM93 180H94V178H93ZM109 180V179H108ZM128 180V179H127ZM135 180V179H134ZM146 180V179H145ZM173 180V181H174ZM194 180V179H193ZM223 180V179H222ZM228 180V179H227ZM227 180H224V181H227ZM241 180V179H240ZM79 181V180H78ZM89 181V180H88ZM102 181V180H101ZM112 181H114V180H112ZM111 181V182H112ZM122 181V180H121ZM123 181H124V179H123ZM129 181V180H128ZM196 181V180H195ZM201 181V179L199 180V182ZM234 181V180H233ZM243 181V180H242ZM250 181V180H249ZM252 181V180H251ZM255 181V180H254ZM80 182V181H79ZM93 182V181H92ZM138 182H139V180H138ZM193 182V181H192ZM218 182V181H217ZM219 182H221V180H219ZM229 182V181H228ZM227 182V183H228ZM257 182V181H256ZM255 182V183H256ZM77 183V182H76ZM88 183V182H87ZM90 183V182H89ZM223 183V182H222ZM247 183H249V182H247ZM6 184H8V183H6ZM81 184H82V182H81ZM121 184H123V182L121 183ZM192 184H194V183H192ZM197 184V183H196ZM207 184V183H206ZM214 184V183H213ZM252 184V183H251ZM4 185V184H3ZM79 185V184H78ZM118 185V184H117ZM117 185H115V186H117ZM171 185V184H170ZM203 185V184H202ZM242 185H244V184H242ZM253 185V184H252ZM257 185H258V183H257ZM262 185V184H261ZM61 186V185H60ZM77 186V185H76ZM83 186V185H82ZM81 186V187H82ZM102 186V185H101ZM105 186V185H104ZM103 186V187H104ZM114 185H113V187H115ZM194 186V185H193ZM229 186V185H228ZM264 186V185H263ZM3 187V186H2ZM1 186H0V188H2ZM73 187V186H72ZM75 187V186H74ZM109 187V186H108ZM121 187V186H120ZM206 187V186H205ZM235 187V186H234ZM241 187V186H240ZM245 187V186H244ZM6 188V187H5ZM117 188V187H116ZM115 188V189H116ZM124 188V187H123ZM167 188H168V186H167ZM211 188V187H210ZM220 188H222L221 186H220ZM242 188V187H241ZM248 188V187H247ZM259 188V187H258ZM7 189V188H6ZM69 189V188H68ZM75 189V188H74ZM76 189H77V187H76ZM83 189V188H82ZM225 189V188H224ZM228 189V188H227ZM230 189V188H229ZM234 189V188H233ZM243 189V188H242ZM260 189V188H259ZM1 190V189H0ZM46 190V189H45ZM72 190V189H71ZM78 190V189H77ZM80 190V189H79ZM118 190V189H117ZM124 190V189H123ZM156 190V189H155ZM212 190V189H211ZM235 190V189H234ZM237 190V189H236ZM246 190V189H245ZM254 190V189H253ZM253 190H251V192L250 191H248V189L246 190V191H248V193L249 194H246V195H250V197H252L251 199L253 200V204L255 205V208L253 209L254 211H245L244 213H243V219L242 220H246V221H252L253 219H256V218H262V219H264V200H259L257 197H255V193H254V191ZM256 190V189H255ZM6 191V190H5ZM29 191V190H28ZM75 191V190H74ZM209 191V190H208ZM218 191V190H217ZM220 191V190H219ZM229 191V190H228ZM240 191V190H239ZM259 191H261V190H259ZM1 192V191H0ZM11 192V191H10ZM17 192V191H16ZM76 192V191H75ZM149 192V191H148ZM168 192V191H167ZM194 192V191H193ZM226 192H227V190H226ZM264 192V191H263ZM4 193V192H3ZM5 193H8V192H5ZM77 193H79V191L77 192ZM102 193V192H101ZM105 193H107L106 195H111V196H114L115 197V195H114V193L112 192V190H110L109 188L108 189H106L105 190V192H104V195H105ZM117 193V192H116ZM207 193V192H206ZM205 193V194H206ZM214 193V192H213ZM229 193V192H228ZM233 193V192H232ZM239 193V192H238ZM259 193V192H258ZM257 193V194H258ZM262 193V192H261ZM10 194V193H9ZM126 194V193H125ZM164 194V193H163ZM197 194H198V192H197ZM196 194V195H197ZM230 194V193H229ZM5 195V194H4ZM8 195V194H7ZM141 195V194H140ZM200 195V194H199ZM198 195V196H199ZM243 195V194H242ZM241 195V196H242ZM63 196V195H62ZM79 195H77V197H78ZM102 196V195H101ZM117 196V195H116ZM125 196V195H124ZM197 196V197H198ZM214 196V195H213ZM226 196V195H225ZM228 196V195H227ZM258 196V195H257ZM6 197V196H5ZM15 197H16V195H15V193H11L10 195H8V202H9V205H8V207H7V209H5V210H0V211H2V212H0L1 213V220H0V264H70L71 262H75V264H95V260H98L99 262L100 261H103V262H105L106 260H108L107 259V257L106 256H104L103 254H105V251H106V248H105V246H104V244L101 242V240L98 238V236L97 235H95V234H91V233H89V232H85V238H82V239H84V240H82V241H78L77 243H76V241L75 242H73L72 241V239H70L69 238V233L71 232V231H73V229H74V226H73V224L71 223V221H70V219H69V217L64 213V212H62L60 209H51V211L48 213V212H46L45 211V209L43 210V209H39V208H37V209H35V207L37 206V205H34V204H29V203H27V202H23V201H21L20 202V200H18L17 202H15L16 200H15ZM75 197V196H74ZM74 197H73V195H72V193L70 192V191H67L66 192V198L68 199V200H70V201H72V200H74ZM100 197V196H99ZM106 197V196H105ZM117 197H123V195L120 193V195H118ZM126 197V196H125ZM128 197V196H127ZM230 197H232V198H230V200L232 201V202H237V201H239L240 203L242 202V200L241 199H239L235 194L234 195H232V196H230ZM2 198V197H1ZM0 198V199H1ZM24 198V197H23ZM116 198V197H115ZM142 198V197H141ZM146 198V197H145ZM203 198V197H202ZM263 198V197H262ZM17 199V198H16ZM19 199V198H18ZM65 199V198H64ZM80 199V198H79ZM114 199V198H113ZM119 199V198H118ZM129 199V198H128ZM134 199H138V198H135L134 197ZM149 199V198H148ZM157 199V198H156ZM164 199V198H163ZM196 199V198H195ZM198 200L200 199L199 197L197 198ZM205 199H207V198H205ZM212 199V198H211ZM219 199L221 200V199H224V198H220L219 197ZM250 199V200H251ZM264 199V198H263ZM5 200V199H4ZM22 200V199H21ZM103 200V199H102ZM106 200H107V197H106ZM116 200H117V198H116ZM142 200V199H141ZM140 200V201H141ZM150 200H152V198L150 199ZM155 200V199H154ZM171 200H172V198H171ZM170 200V201H171ZM201 200H203V199H201ZM226 200H227V198H226ZM6 201V202H7ZM26 201V200H25ZM29 201V200H28ZM36 201V200H35ZM140 201H138V202H140ZM148 201V200H147ZM146 201V202H147ZM159 201V200H158ZM195 201V200H194ZM211 201V200H210ZM4 202V201H3ZM5 202V203H6ZM18 202H20V203H18ZM69 202V201H68ZM120 202L121 201H119V204H120ZM125 202V201H124ZM144 202V201H143ZM142 202V203H143ZM151 202V201H150ZM172 202V201H171ZM191 202V201H190ZM189 202V203H190ZM196 202V201H195ZM195 202H193V203H195ZM227 202H230V201H227ZM46 203V202H45ZM81 203V202H80ZM103 203V202H102ZM114 203V202H113ZM128 203V202H127ZM145 203V202H144ZM144 203H143V205H144ZM152 203V202H151ZM150 203V204H151ZM163 203V202H162ZM173 203V202H172ZM173 203V204H174ZM197 203V202H196ZM195 203V204H196ZM217 203V202H216ZM220 203V202H219ZM245 203V202H244ZM0 204L2 205V201H0ZM18 204V205H17ZM104 204V203H103ZM115 204H116V202H115ZM121 204H122V202H121ZM124 204V203H123ZM135 204H136V202H135ZM164 204V203H163ZM162 204V205H163ZM171 204V203H170ZM172 204V205H173ZM218 204V203H217ZM230 204L231 203H229V205L228 206H230ZM242 204V203H241ZM251 204V203H250ZM50 205V204H49ZM97 205V204H96ZM125 205H126V203H125ZM140 205V204H139ZM154 205H156V204H154ZM160 205V204H159ZM159 205H157V206H159ZM171 205V206H172ZM175 205V206H176ZM202 203H198V204H196V206H194V207H197V208H195V216H193L191 219H192V222L196 225L197 224V221H198V215L200 216L201 214V208H202ZM206 205V204H205ZM223 205H226V204H223ZM226 205V206H227ZM231 205H233V204H231ZM235 205V204H234ZM240 205V204H239ZM244 205V204H243ZM4 206V205H3ZM129 206V205H128ZM128 206H127V208H128ZM146 206V205H145ZM188 206V205H187ZM191 206V205H190ZM215 206H218V205H215ZM226 206H223V207H226ZM235 206H237V205H235ZM234 206V207H235ZM241 206V205H240ZM40 207V206H39ZM53 207V206H52ZM55 207V206H54ZM53 207V208H54ZM79 207V206H78ZM94 207V206H93ZM146 207H148V206H146ZM155 207V206H154ZM162 207H164V206H162ZM166 207V206H165ZM164 207V208H165ZM180 207V208H179ZM205 207V206H204ZM209 207V206H208ZM221 208H222V206H220ZM242 207V206H241ZM136 208V207H135ZM142 208V207H141ZM168 208V207H167ZM175 208V207H174ZM1 209H3V207L1 208ZM11 209V210H10ZM152 209V208H151ZM158 209H160V208H158ZM169 209V208H168ZM185 209V208H184ZM228 209H230V207L228 208ZM112 210H113V207H112ZM153 210H154V208H153ZM209 210V209H208ZM225 210V209H224ZM231 210V209H230ZM234 210V209H233ZM243 210V209H242ZM247 210H249V209H247ZM117 211V210H116ZM120 211H121V209H120ZM139 211V210H138ZM152 211V210H151ZM163 211V210H162ZM176 211V210H175ZM184 211V210H183ZM217 211H219V210H217ZM223 210H221V212H222ZM229 211V210H228ZM239 211V210H238ZM244 211V210H243ZM114 212V211H113ZM140 212V211H139ZM164 212V211H163ZM177 212H179V210L177 211ZM176 212V213H177ZM206 212V211H205ZM211 212V210L208 212V213H210ZM213 212H215V211H213ZM221 212L219 213V214H221ZM236 212V211H235ZM241 213H242V211H240ZM112 213V212H111ZM118 213V212H117ZM116 213V214H117ZM120 213V212H119ZM122 213V212H121ZM144 213V212H143ZM159 213V212H158ZM161 213V212H160ZM181 213V212H180ZM183 213V212H182ZM181 213V214H182ZM192 213V212H191ZM190 213V214H191ZM194 213V212H193ZM144 214H146V213H144ZM149 214V213H148ZM211 214V213H210ZM223 214V213H222ZM221 214V215H222ZM224 214H226V213H224ZM223 214V215H224ZM110 215V214H109ZM120 215V214H119ZM139 215V214H138ZM161 215H162V213H161ZM213 215V214H212ZM222 215V216H223ZM242 215V214H241ZM145 216V215H144ZM150 216V215H149ZM153 216V215H152ZM154 216H158V214L157 215H154ZM189 216V215H188ZM218 216V215H217ZM222 216H220V217H222ZM43 217V218H42ZM113 217V216H112ZM116 217V216H115ZM114 217V218H115ZM110 218V217H109ZM151 218V217H150ZM156 218H158V217H156ZM160 218H162V217H160ZM190 218V217H189ZM202 219H203V216L201 217ZM207 218V217H206ZM211 218V217H210ZM216 218V217H215ZM41 219V220H40ZM145 219H147V218H145ZM164 219V218H163ZM217 219V218H216ZM221 219V218H220ZM262 219H260V220H262ZM112 220V219H111ZM151 220H152V218H151ZM156 220H158V219H156ZM182 220V219H181ZM186 220V219H185ZM42 222V224L43 225H45V228L44 229H42V230H40V232H37V229H38V227H39V225H40V223L39 222ZM174 221V220H173ZM205 221V220H204ZM254 221V220H253ZM111 223H112V221H110ZM142 222H143V220H142ZM147 222V221H146ZM155 222V221H154ZM180 222H182V221H180ZM203 222V221H202ZM211 222V221H210ZM145 223V222H144ZM158 223H159V221H158ZM167 223V222H166ZM183 223V222H182ZM192 223V224H193ZM200 223V222H199ZM206 223V222H205ZM217 223V222H216ZM250 223V222H249ZM253 223V222H252ZM83 224V223H82ZM142 224V223H141ZM212 224H213V222H212ZM215 224V223H214ZM218 224H220V225H222L223 224V222H221V220L220 221H218ZM229 224V223H228ZM232 224V223H231ZM78 225V224H77ZM150 225V224H149ZM160 224H158V226H159ZM199 225V224H198ZM216 225V224H215ZM227 225V224H226ZM113 226V225H112ZM145 226V225H144ZM151 226V225H150ZM154 226H155V224H154ZM179 226V225H178ZM181 226V225H180ZM213 226V225H212ZM211 226V227H212ZM242 226V225H241ZM160 227V226H159ZM187 227V226H186ZM185 227V228H186ZM198 227V226H197ZM216 227V226H215ZM227 227V226H226ZM156 228V227H155ZM161 228V227H160ZM181 229H182V226L180 227ZM179 228V229H180ZM191 228H192V225H191ZM199 228V227H198ZM197 228V229H198ZM222 228V227H221ZM118 229V228H117ZM148 229V228H147ZM146 229V230H147ZM157 229H159V228H157ZM189 229V228H188ZM225 229V228H224ZM131 230V229H130ZM145 230V231H146ZM186 230V229H185ZM194 229H192L191 230V232L193 231ZM207 230V229H206ZM211 230H212V228H211ZM220 230V229H219ZM258 230V229H257ZM263 230V229H262ZM152 231V230H151ZM208 231V230H207ZM210 231V230H209ZM225 231V230H224ZM249 231V230H248ZM153 232V231H152ZM151 232V233H152ZM164 232V231H163ZM184 232V231H183ZM191 232H190V235H191ZM222 232V231H221ZM252 232V231H251ZM251 232H250V234H249V236H251ZM44 233H46V235L48 236H50L51 238H53L54 240H56L57 242V245H55L54 244V242H53V244L55 245V246H52V247H50V249H47L46 247H45V245H44V243H43V241H42V235L44 234ZM150 233V234H151ZM155 233V232H154ZM195 233V232H194ZM75 234V233H74ZM161 234H162V232H161ZM212 234V233H211ZM239 234V233H238ZM248 234V233H247ZM257 234V233H256ZM149 235V234H148ZM158 235V234H157ZM225 235V234H224ZM44 236V235H43ZM17 237L19 238L18 240V247L16 248L15 246L13 247V244L12 243H14V238H16L17 239ZM141 237V236H140ZM140 237H139V239H137L136 241H135V243H133V248H134V250H136L137 252H139L140 254H141V256H143V258H145L146 257V255H147V249H146V247H144L143 246V243H142V241H141V239H140ZM148 237H150V236H148ZM158 237V236H157ZM184 237V236H183ZM208 237V236H207ZM237 237V236H236ZM137 238V237H136ZM146 238V237H145ZM144 238V239H145ZM153 238H154V236H153ZM186 238V237H185ZM161 239H162V237H161ZM148 240V239H147ZM158 240V239H157ZM192 240V239H191ZM196 240V239H195ZM9 241V243L11 244V246L13 247V248H11L12 249V251L13 252H8V251H5L2 247H4L5 245H7V242ZM122 241V240H121ZM129 241V240H128ZM150 241V240H149ZM147 242V241H146ZM145 242V243H146ZM186 242V241H185ZM17 243V242H16ZM149 243V242H148ZM174 244V243H173ZM233 244V243H232ZM47 245V244H46ZM163 245V244H162ZM168 245V244H167ZM178 246H179V244H177ZM174 246V245H173ZM107 247V246H106ZM82 248H83V250L84 249H86V251L85 252H87V255L89 256H87L88 257V259L87 258H85V259H82V258H80L78 255L79 254H81L83 251H82ZM132 248V249H133ZM167 248V247H166ZM169 248V247H168ZM178 248V247H177ZM179 248H181V247H179ZM178 248V249H179ZM223 248V247H222ZM206 249V248H205ZM9 250V249H8ZM176 250V249H175ZM183 250V249H182ZM109 251V250H108ZM179 252V251H178ZM204 252H205V250H204ZM84 253V252H83ZM82 255V254H81ZM172 255V254H171ZM170 255V256H171ZM210 256V255H209ZM84 257V256H83ZM207 257V256H206ZM175 258V257H174ZM221 259V258H220ZM245 259V258H244ZM76 260V261H75ZM176 260V259H175ZM237 261V260H236ZM246 261V260H245ZM234 262V261H233ZM239 262V261H238ZM237 262V264H240V263H238ZM169 264H170V262H168ZM172 263V262H171ZM173 263H175V262H173ZM179 263V262H178ZM242 263V262H241ZM105 264H108L107 263V261L105 262ZM111 264H114V263H112L111 262Z\"/></svg>", "mask_w": 264, "mask_h": 264}]
</instances>
